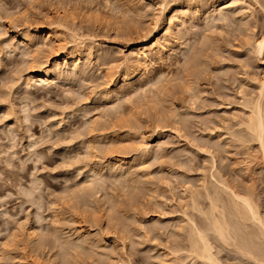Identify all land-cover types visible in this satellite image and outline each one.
Wrapping results in <instances>:
<instances>
[{"label": "rangeland", "instance_id": "rangeland-1", "mask_svg": "<svg viewBox=\"0 0 264 264\" xmlns=\"http://www.w3.org/2000/svg\"><path fill=\"white\" fill-rule=\"evenodd\" d=\"M185 1H186V3L191 2V0L189 2H187L188 0H180V1L179 0H174V1L170 0L168 2L169 3L168 6H167V3L165 4L164 7H166V8H161V7H163L162 5H164V4L160 3V0H131V1L130 0H0V264H21V263H24V264H44L47 261V259H48V261H47L48 264H54L53 261H55V260H57V263L55 262V264H58V262H59V264H62L63 260L65 259L66 253H67L66 258H68V256H69L68 254H70L72 249L75 252L72 250L73 252H71V256L73 258L71 257L67 261V264H69V261L71 259H72L71 260L72 262L70 261V264H89V263L90 264H96V263H98V264H102V263L103 264H173V262H174V264H178V263L179 264H186V263L187 264H193V263L194 264H200V262L198 263V260L192 261V260H190V258L186 257L184 250H182V251L180 250L182 253L179 251V254L181 253V255H179L176 252L180 256L179 257L180 259H178L179 261L174 260V257H173L174 255L169 254V253L167 254V252H169V248H171V247L172 248H175V247L178 248L177 245L179 244V242H181L180 239L182 237V236L181 237H179V236L182 234L183 235L185 234V233H182L183 232L182 229H186V227H187V224H186L187 219H185L187 217H184L185 215L183 216L182 210H184L185 213H187V215H189V214L191 215V213L192 214L196 213L194 210L192 211L191 208L188 207V205L190 203V201H189L190 195L196 191L195 193L199 195L198 199L200 200L199 201L200 204L203 205V203H204V205H205L207 203V200L205 199L204 195H202V194H204L203 193V191H204L203 190V183L204 184L206 183L210 187V189H211V187H213V186H210L211 184H216V182L213 179L214 177L211 175H208V174L214 173L216 177L223 176L224 178L228 174L229 177L227 176L226 178L231 179L232 176H233V178L234 177L238 178L237 179L238 181L235 180V182L237 181L236 183L240 186L242 184H239V183L240 182L243 183L241 181V179H245L244 175H243V177L238 176L239 174H241V173H239L238 170L232 171L233 169H232V164H231L233 158L236 159V158L242 157L244 148L242 146L240 147L239 142L236 140L234 141L233 137L231 138L229 136H231L230 135L231 130L233 131V130L238 129L237 128L238 125L235 123V122H237V120L235 117H233V114L241 115V112H240V107H241L240 103H242V101H241L242 97H240V95L242 96L241 92L244 93V91L246 90L245 92L248 91L249 92L248 94L254 93L257 90L256 86H258L259 79H261V77H263V75H264V60H263L264 58L261 59V56H259L256 53V50L254 49L255 46H252V45H255L254 44V42H255L254 38H256L255 40H258V39H261L262 36L264 37V0H239V2L241 1L239 4H238V0H224L226 4L229 3L228 5H226L227 7H229L226 9V13H227L226 18H225L226 20H224L223 18H219L217 16H214L210 11L205 10V9L201 12L202 9L199 10L200 6L198 5V4H201V2H199L200 0L199 1L193 0V2H191V3L195 2L194 4L196 6L194 4L190 3L191 5L187 4L188 7H187ZM196 1H197V3H196ZM201 1L206 2L207 0H201ZM209 1L210 0H208L207 2H209ZM227 1H229V2L227 3ZM234 1L236 3H234ZM173 2H175V3H173ZM125 3H127V4H125ZM132 4H134V5H132ZM221 4L223 5L224 3H221ZM143 5L145 7H143ZM185 5H186L187 9H186ZM189 5L191 7L193 5L194 6L191 9V7ZM119 6H120V8H119ZM240 6L242 7L243 10L240 9L241 8ZM195 7H196V11H195ZM232 7H234V8H232ZM118 8L121 9L122 12L119 11ZM126 8L130 9V11L127 10ZM175 8L180 9L177 12H181L182 10H184L181 13L176 12V14H179V17L177 16V18L175 20L177 23L175 22L176 27L174 29L175 31L179 30V28H177V26L180 27V29H184L183 35H182L183 37L180 36L182 38H179V41L181 42V44L178 41L179 44L176 45L177 47H175L173 49V52L171 51L168 54V56L165 55L166 57L163 56V58L160 61L152 62V63H150L151 65L148 64V66H147L148 68L146 67V69H145L146 71L144 70V73H143V75H144L143 80H147V79H145V77H149L151 75H154V77H157V76L160 77L159 82H157V86H160L159 89L163 90V91L162 92L160 91V93H161L160 96L162 97V100L158 104L159 107L155 106L156 110H155V108L153 109L152 106H150L152 108H148L149 107V106L147 107L148 103L150 104L152 102L148 101L149 99H147V98H149V97H147L146 98L147 100H146L145 98H142L143 96H140V94L134 96V97L138 98V100H137L138 102L136 101V103H138L139 105L138 104L136 105V103H133L134 101L133 102L132 101L131 102L130 101L124 102L123 100L126 98L125 93L130 89L128 87V84H127L129 81L127 83L122 82L123 88L121 87L122 88L121 92H123V93H120L121 95L120 94L118 95L120 97L117 96L115 98V96H113L116 100L113 98H112V100H110V99L108 101L105 100L103 98L104 92L108 88H110V86L114 82V80L116 81L123 74L125 69L128 70L127 72H129V74H130L129 75L130 77H127V79L128 78L130 79L132 77V70L128 69V68H130L129 66L134 64L135 58L132 57L131 52H132L133 48L136 46V43H138V41L142 38L143 34H145L144 32H146L147 29H151V27L153 29V27H154L153 21H156V20H154L155 17H157V18L159 17L157 19V21L158 20L159 21L155 26L156 29L155 28L154 29H155V31H160L162 29V27L165 25V22H166L167 18L169 17V15H171V10L175 9ZM116 9H118V10H116ZM188 9L190 10V12ZM131 10L133 13L131 12ZM185 10H188V11H186V13H188V14L189 13L192 14L193 11L196 14L193 12L194 15L193 14L192 15L194 16V19H193V16L191 15V18H189L187 20L188 22L184 23V25H186V26L181 28L182 27L181 24L183 22L180 23L182 21V19L180 18V14H182V13L185 14ZM125 11H127V12H125ZM123 12L125 14L127 13L128 16L125 15ZM129 12H130V14H129ZM138 12H140V14ZM142 12H144V13H142ZM135 13H137V14L135 15ZM208 14H210V15H208ZM195 15L198 17H196ZM207 15H208V17L209 16L210 17L208 18ZM126 17H127V19H126ZM56 18L57 19L59 18V20L61 19L62 22H64V24H66L65 28L61 27L59 29V34H58V36L61 37L60 40H62V42L60 41V44H57V45H59L62 49L61 48L57 49L59 47V46L57 47V45H55L56 46V48H54L55 50L52 49L53 47L49 48V46L47 44L42 43V39L38 40L39 38H37V39L35 38V40H33L32 44H31V47L30 48L27 47L28 49L25 48L24 45L19 44V46H21V47L18 46V39H19V35L17 34L18 31L22 32V33L24 32L27 34L30 33L29 35H32L33 33L40 34V32L42 30H44L48 27H51L49 24L51 23L52 19L55 20ZM179 19H181V21ZM190 19H191V21L193 20L194 25L196 24L195 26L193 25L192 22H190ZM240 19H242V20L244 19V20L240 21ZM48 21H49V24H48ZM218 21L220 23H218ZM120 22L124 23L125 25L120 23ZM214 22L216 24H214ZM179 23H180V25H179ZM123 25H124V27H123ZM66 26H67V28H66ZM188 26L191 30L190 29L188 30ZM214 26H215V28H214ZM243 26H245V27H243ZM185 28L187 30H185ZM152 29L150 32L148 30V32H149L148 35L153 34L154 31ZM247 29H249V30H247ZM204 30H207V31H204ZM210 30H212V31H210ZM221 31H222V33H221ZM210 32L213 34H211ZM214 32H216V34ZM203 33H207L208 35L203 34ZM241 33H243V34H241ZM218 34H219V36H218ZM239 34H240V36H239ZM205 35H207V36L204 37ZM208 36H211L212 38L208 37ZM246 36H248V38ZM214 37H215V39H214ZM252 37H254V38H252ZM245 38L248 41L247 40H246V42L243 41V40H245ZM249 38H250L251 42L249 41ZM201 39L202 40L204 39V42H207L206 44L209 47L200 46L201 45L200 43L202 42ZM61 43H62L63 47L61 46ZM5 45H7V47ZM180 45L183 49L180 47ZM10 46H12V47H10ZM197 46L200 47L201 51H203V50L206 51V52L203 51L200 53L203 54L204 58L207 56V59L203 60L204 58L200 57V56H202V54L200 55V53H198V55H199L198 59H202V60H200L202 62V64H200L201 66H203V67L207 66L208 68L207 67L203 68V67L199 66L200 72L198 71L196 73L197 75L195 74V76H193V75L188 74V77L186 75L188 80L183 79V78H185L184 75L186 74V72L188 73L189 70L183 72L180 69H181V67H183V63L185 62L186 58L190 57L193 54L194 50L192 49V47L197 48ZM36 47H38V48H36ZM202 47H203V50H202ZM204 48H206V49H204ZM214 48H215V50H214ZM35 49L38 51L36 52ZM74 49H76L78 51H82V50L91 51L92 52V55H91L92 60H90V62L87 63L86 59H82L83 57H81V59L79 60V63H78V65L79 64H81V65H79V67H77L75 69V72L72 71L74 69H71V67H70L71 71L68 73V75L66 74L68 76V78H67V76H65L66 78L64 79V76L63 77L60 76V77H62V80L60 77H57L58 79L55 78V79H51L52 81L49 80L48 83H46L47 85H45V83H42V82H41V85L39 84L40 82L39 83L33 82L31 84L25 85L26 81H27L26 77H29L30 74L35 73L34 71L36 70V66L38 68L39 67L40 68H42V67L48 68V66L51 68V65H52L51 61L54 60V58L63 56L66 52L72 51ZM181 49H182V51H181ZM61 50H63V51H61ZM177 50H178V52H177ZM208 51L212 54H210ZM29 52H30V54H29ZM230 52H231V54H230ZM185 53H186V56H185ZM129 54H130V56H129ZM221 54H223V56ZM33 55H35V56L33 57ZM98 55H99V57H98ZM219 55L221 58L219 57ZM28 56H30V57H28ZM31 57H33V58H31ZM209 57H210V59H208ZM263 57H264V54H263ZM103 58H105V59H103ZM131 58H132V60L133 59L134 60L132 61ZM95 59L98 61H96ZM31 61L32 62L34 61V62L32 63ZM203 61L205 63H203ZM206 61H207V63H206ZM210 61H211V63H210ZM217 63H219L220 66ZM165 65H167V66H165ZM243 65H244V67H243ZM240 66H242V67H240ZM209 67H211V68H209ZM220 67H223V68H220ZM245 67H247V68H245ZM78 68L80 69L81 72L78 71L79 70ZM150 68H152V69H150ZM174 68H176V69H174ZM63 69H64V66H63ZM168 69H170V70H168ZM201 69H203L204 71H202ZM244 69H246V71ZM64 70H66V69H64ZM167 71H169V72H167ZM71 72H73V73H71ZM176 72H177V74H176ZM70 73L74 74V75H71ZM79 73L81 76L79 75ZM84 73H85V75H84ZM205 75H206V77H205ZM108 76H109V78L113 77L111 79V81L109 78H107ZM167 76H168L170 81L168 80ZM182 76H184V77H182ZM79 77H80V79H79ZM242 77H244V78H242ZM250 77L253 79V81H251L252 79ZM245 78H247V79H245ZM106 79H107V81H106ZM191 79H194V80H191ZM160 80H162V81H160ZM180 81H183V82H180ZM188 81L189 82L191 81V83H189ZM231 81H234V82L232 83ZM255 81L257 84L255 83ZM107 82L108 83L111 82V83L108 84ZM176 83H177V85H174ZM181 83L183 85L184 84L185 85L187 84V85L183 86ZM42 84H44L45 86ZM122 84H121V86H122ZM163 84L165 85V87ZM191 84H193V85L191 86ZM225 84L228 86H226ZM235 84H236V86H235ZM167 85H168V88H167ZM178 85H180L182 88L181 87L178 88ZM146 86L147 85H144V88ZM188 86L193 88L194 90L189 88L191 91H187L188 89L186 87H188ZM194 86H196V89ZM224 86H226L227 88ZM183 87L186 88L187 90L184 89ZM232 87H233V89H232ZM176 88H178V89H176ZM123 89H125V90H123ZM153 89H155V88H153ZM165 89L167 92L165 91ZM168 89H169V91H168ZM183 91H184V93H183ZM186 91H187V93H186ZM192 92H193V94H192ZM236 92H237V94H236ZM100 93L101 94L103 93L102 96ZM188 93H190V95H188ZM134 97L132 96L133 99H136ZM118 98H119V101H118ZM163 98H165L164 101L166 103L163 101ZM143 100H144V103H143ZM145 100L147 102V105H145ZM193 100L196 103L192 102ZM140 101L142 103H139ZM162 102H163V105H161ZM170 102L171 103L173 102V103L170 104ZM220 102H222V103H220ZM112 103L119 106L118 110L120 108H121V110L124 108V112H122L121 116H123V113H124V117L126 115L128 116V119H129L128 122L130 121L129 126L126 125V124H128L125 120L126 118L123 117V119L125 121L124 122L121 120L122 119L121 117H118L119 120L123 123V129H122L121 122L118 120V118H114L117 116L115 115V113L112 110L113 109ZM132 103L134 104V106H132ZM190 103L192 104L191 107H189ZM168 104H170V105L168 106ZM187 104H189V105H187ZM100 105H102V106H100ZM125 105H126V107H125ZM143 105L145 106L144 109H142ZM150 105H152V104H150ZM111 106H112V108L110 109ZM130 106H131V109L128 110V108H130ZM138 106L141 107V109ZM164 106H166V107H164ZM102 107H104V108H102ZM132 107H135L136 109L135 108L132 109ZM137 108H139V109H137ZM146 108H148V109L146 110ZM184 108H185V110H184ZM82 109H83V111H82ZM149 109H151V110H149ZM174 109H177L176 111L178 113ZM79 110L82 112H80ZM125 110H126V112H125ZM132 110H135V113H132L133 112ZM143 110H145V111H143ZM76 111L79 112L80 115ZM110 111L113 112L114 116L112 115V117L114 118V121H112L113 119H111V115H110L111 112ZM119 111H118V113H119ZM137 111H139V112H137ZM170 111H171V114H174L176 112V114L179 117L181 116L180 120L182 119V121L173 122L172 118H170L171 116H168V114L170 115V113H169ZM179 111H181V112H179ZM108 112L110 114H108ZM129 112H131L133 115L138 113V115H134V116H137V117L139 116L140 122L138 121L137 117H134ZM143 112L145 115L143 114ZM225 112H227V113H225ZM83 113H85V115ZM103 113H106V114H103ZM118 113H116V114H118ZM146 113H147V115H146ZM88 114H89V116H88ZM101 114H102V116L104 115V117H101ZM128 114H130V115H128ZM107 115H110V118L106 119ZM157 115L160 116V118H161V119L159 118L160 120L156 119ZM91 116H93V117H91ZM94 116L96 117V119L99 117H100V119H102V118L103 119L102 120L99 119L100 120V122H99L98 120L95 119ZM152 116H153V118H152ZM167 117L169 118V120H167L168 119ZM221 117H222V119H221ZM230 117H232V118H230ZM89 118H91V119H89ZM86 119H88L87 121L91 120V122L92 121L93 122L87 123ZM92 119H94L96 121H94ZM108 119H110L112 122H110V120L108 122ZM115 119L117 122L116 124L118 125L120 123L121 125H118V127L114 126V129H113L111 127H113V125H115V123H114ZM83 120L86 122V125H85ZM224 120H225V123L223 122ZM230 120H232V121L230 122ZM160 122H161V124H160ZM190 122H192V123H190ZM77 123H78V125H77ZM104 123H105V125H104ZM124 123L126 126L124 125ZM89 124L92 125V128H91V126H89ZM102 124L104 125V127H102ZM173 124H174V127H173ZM217 124H219V126ZM93 125L96 128L101 127V129L98 130V129L94 128ZM106 125L107 126L109 125V126L107 127ZM211 125L213 127H211ZM82 126H84V127L81 128ZM85 126L88 127L87 129L89 132L87 131ZM159 126L161 129L157 128ZM124 127L127 128L128 130L130 129L131 131L132 130L133 131L132 132L130 130L128 131ZM202 127H203V130H202ZM103 128H105V131ZM108 128H110L112 130L109 131ZM138 128H140V131ZM226 128H227V130H226ZM228 128H230V129H228ZM102 129L104 132L102 131ZM106 129H108V130H106ZM154 129H155V131H153ZM156 129H157V131H156ZM178 129L180 132H177ZM193 129H195V130H193ZM220 129H221V131H220ZM83 130H85V131H83ZM94 130H96L97 132ZM100 130L103 133H101ZM117 130H119V131H117ZM160 130H161V132H160ZM174 130H176L177 133L174 132ZM228 130L230 132H228ZM158 131L160 132V134L162 133V136H161L162 138H161L160 142L155 143L156 142L154 140L155 133H153V132H158ZM213 131H215V132H213ZM134 132H135V135H134ZM138 132H139L140 137L138 136ZM140 132H141V134H140ZM111 133H112V135H111ZM224 133H226V134H224ZM103 134H105L104 136H106V138L103 136ZM127 134H130V135L127 136ZM177 134H180V135H177ZM181 134H183V135H181ZM123 135L126 136V138ZM217 135H219V136H217ZM220 135L223 137H221ZM134 136H135V139H133ZM142 136L144 139H142ZM79 137H80V139H79ZM83 137H84V140H83ZM101 138L105 139V140H102ZM199 138H201V139H199ZM187 139L188 140L190 139V140L188 141ZM218 139H220V140L223 139V140L220 141ZM93 140H94V142H93ZM127 140H128V142H127ZM144 140H145V142H144ZM209 141H210V143H209ZM76 142H77V144H76ZM107 142H110L111 144H109ZM116 142L118 144H119V142H121L120 143L121 146H124L125 149L123 147H121L120 145H118ZM78 143H80V144H78ZM83 143L84 144L87 143V146H85L86 144L84 145ZM90 143H92V145H90ZM140 143L141 144L143 143V146H144L143 149L148 150L149 149L148 146L150 147V149L148 151H144L145 152L144 153L142 148L141 149L137 148L138 146L141 145ZM227 143H229V144H227ZM98 144L100 145V147ZM126 144H129L130 147L128 145L126 146ZM215 144H216V147H215ZM94 145H95V147H94ZM108 145L110 146V148ZM111 145H113V146H111ZM131 145L133 146V148ZM145 145H147L146 146L147 148L145 147ZM187 145H188V148H187ZM204 145L206 147H207V145H208V147L211 146L210 149L208 147L207 148L214 152L213 154L216 157L214 165L211 164V163H213V161L212 162L210 161L211 157H209L210 156L209 153H207V152L204 153L202 150H200L201 148L202 149L205 148V150H206V147ZM116 146L118 148L121 147V148H119L120 150L117 148V149H115V151H113L114 150L113 148H116ZM134 146H136V147L134 148ZM200 146H202V147H200ZM219 146H220V148H219ZM88 147H90V148L86 149ZM102 147H105V149L103 150ZM195 147H199L200 148L199 151ZM94 148H95V150H94ZM101 148L103 151L102 150L100 151ZM107 148H109L111 150H107ZM84 149L87 153L84 151ZM126 149H128V150H126ZM227 149L229 151H227ZM230 149H231V151H230ZM116 150H118V151H116ZM129 150H130V152H128L129 153L128 154L127 151H129ZM136 150H138V151H136ZM123 151L125 152V154ZM102 152H105V153H103L105 155V157L102 155ZM117 152H119V155ZM233 152H234V154H233ZM111 153H113V154H111ZM92 154H94V155H92ZM109 154H111V155H109ZM205 154L207 155V157ZM144 155H147V157ZM148 155H150L149 156L150 158L148 157ZM188 155H190V156H188ZM232 155H233V157H232ZM92 156H94V157H92ZM98 156H100V157H98ZM136 156H138V157H136ZM112 157H122L126 160L129 158H135L136 159L135 163L136 164L140 163V166L138 165L137 167L130 168L129 169L130 173H127L125 171L126 166L124 168H118L117 166H116L117 168H115V167L109 168L107 166L109 164H106V163L108 161L110 162ZM83 158H85V159H83ZM104 158H105V160H103ZM139 158H141V159H139ZM146 159H149V160L147 161ZM191 159H192V161H191ZM230 159H231V161H230ZM138 160H140V161H138ZM185 161H187V164ZM95 164H96V166H95ZM97 164H101V165H99L100 168L97 166ZM102 164H104L105 166ZM153 164H155V165H153ZM72 165H73V167H72ZM92 165H93V167H96V168H93ZM186 165H189V166H186ZM141 166L145 169L143 170V168ZM162 166H163V169H162ZM214 166H215V168H213ZM160 167H161L162 171L160 170ZM263 167L264 166H260L258 169H255L256 171H254L255 180H257L255 183L257 185L255 187V191H256L255 196H256V200L260 204V207L262 208V210H264V168ZM78 168H79V170H78ZM102 168L104 171L102 170ZM111 168H112L113 172L111 171ZM151 168H152V170H151ZM81 169H82L83 173L80 172ZM108 169H110V170H108ZM117 169H121V171H119ZM140 169L144 172H142ZM92 170H94L93 173H91ZM123 170H124V172H123ZM139 170L143 174L142 173L140 174ZM157 170H158V172H157ZM208 170L211 171V173ZM77 172H79V173H77ZM94 172H96L97 174ZM106 172H108V173L110 172L111 174L109 173L110 175L109 174L107 175ZM145 172H148L146 174H149V175H146ZM235 172H237V175L235 174ZM99 173L101 174V176H99L100 175ZM121 173H122V175H121ZM117 174H119V175L117 176ZM77 175H79V176L77 177ZM91 175L93 177H96V178H93ZM105 175H107V176L105 177ZM114 175L116 176L115 178H117V177L118 178L115 179ZM185 175H186V177H185ZM196 175H198V176H196ZM201 175H202V178L200 179ZM87 176H88V178H86ZM97 176H99L102 179V181H101V179L99 180V177H97ZM120 176H122V178ZM127 176H128V179H127ZM188 176H189V178H188ZM194 176H196V177H194ZM90 177L96 180V183L93 184L95 181L92 179L93 183L91 182L92 183L91 187L89 186V184H88V186L86 185L89 181H91ZM197 177H199V178H197ZM138 178H140V179H138ZM206 178H208V179H206ZM83 179H84V181H83ZM118 179H121V180H118ZM122 179H123V182H122L123 185H121ZM125 179H126V181H125ZM130 179L132 180L133 183L130 181ZM111 180H113V181H111ZM147 180H148V182H147ZM186 180H187V182H186ZM191 180H192V182H190ZM117 181H119V182H117ZM143 181H145V182H143ZM152 181H153V183H152ZM156 181H157V183H156ZM34 182L36 185L35 187H34ZM149 182L152 185L149 184ZM184 182H185V184H184ZM207 182H209V184ZM118 183H121V184L118 185ZM143 183H146V186ZM77 184H79V185H77ZM141 184H142V186H141ZM93 185H96L97 187H95ZM110 185H112V186L110 187ZM138 185H140V186H138ZM173 185H175V186H173ZM176 185H177V187H176ZM180 185L183 187H181ZM191 185L195 189H193L191 187ZM83 186L85 188H83ZM92 186H93V192L97 193L98 195L93 193V192H92L93 194L91 193ZM131 186L133 188L129 189ZM185 186H186V188H185ZM30 187L33 189H31ZM86 187L87 188L90 187L89 191H88V189H87V191L85 190ZM112 187H113V190H112ZM139 187H140L141 191H140ZM147 187H148L147 191L151 192L150 194L146 191ZM174 187H176L177 189H175ZM29 188H30V190H29ZM82 188H83V190H85L84 192H83ZM100 188L103 190V192L101 191ZM114 188H115V190H114ZM127 188L129 190H127ZM150 188H151V190H150ZM80 189H81V191H80ZM144 189H145V191H144ZM99 190L101 193L99 192ZM118 190H119V192H118ZM172 190H173V192H172ZM192 190H193V192H190ZM126 191H127V193L125 194ZM152 191H154L155 193ZM77 192H79V193L82 192V194H79ZM112 192H113V194L111 195L110 193H112ZM135 192H136V195L134 194ZM137 193H138V195H137ZM86 194L87 195L89 194L91 196H88L89 197L88 198ZM132 194L135 196H133ZM188 194H189V196H188ZM26 195H27V197H26ZM78 195H81L82 197H80ZM101 195H103V196L105 195V196L101 197ZM121 195H123V196H121ZM125 195H126V197H125ZM144 195H145V197H144ZM150 195H152V196H150ZM93 196L96 197V199H91V197H93ZM106 196H108L109 198ZM176 196H178V198ZM62 197H66V198H62ZM68 197H70L69 200L67 199ZM111 197H113V198H111ZM141 197H143V198H141ZM151 197H152V201H151L152 203L149 202ZM153 197H154V199H153ZM169 197H170V199H169ZM186 197L189 198V200ZM75 198H78V199H75ZM117 198L119 199V201L116 200ZM181 198H183L182 202H180ZM83 199L84 200L86 199V200L84 201ZM88 199H91V200H88ZM105 199H110V200H107L110 202H107ZM175 199L178 202H175ZM153 200L155 201V203H153L154 202ZM53 201H56V202L53 203ZM93 201H95V202H93ZM100 201L102 204L97 203ZM121 201L122 202L125 201L124 202L125 204L122 203ZM136 201H138V202L140 201V202L137 204ZM187 201H189V202L187 203ZM75 202H77V203H75ZM161 202H162V204H161ZM183 202H184V204H183ZM80 203H82L83 205ZM85 203H87V204L89 203L88 208H87V204H86V207L84 206ZM92 203H93V205H92ZM112 203H114L115 206H113ZM126 203H128V204H126ZM140 203H142V204H140ZM185 203H186V205H185ZM55 204H56V206H53ZM107 204L108 205L110 204V206H108ZM74 205H75V207H73ZM94 205H95V207L93 208ZM118 205L122 208L124 206V209L125 208L126 209L121 210V208H120V210H118L117 209V208H119ZM183 205H185V206L183 207ZM130 206H131V208H130ZM181 206H182V208H181ZM203 206H201V207H203ZM90 207H92V208H90ZM106 207H107L106 210H108L107 212H109V213H107L106 211L104 212V209ZM108 207H110V208H108ZM111 207H113V208L116 207L117 210L113 209ZM84 208L85 209L87 208V209L85 210ZM101 208H102V210H100ZM185 208L187 210L189 209V211H187ZM89 209H91L90 210L91 212H89ZM111 209H113V210L111 211ZM179 209H182V210H180V212H182V213L179 212ZM57 210L58 211L60 210L58 214L56 213V212H58ZM115 210L120 213V216H119V213L114 214ZM127 210H129V211H127ZM54 211H56V212H54ZM121 211H123V212H121ZM36 212H37V214H36ZM92 212L94 213V215ZM110 212H111V214H110ZM53 213H55L57 215L55 216V214H53ZM88 213L89 214L92 213L91 214L92 216L91 215L89 216ZM95 213H97V214H95ZM103 213H104V215H103ZM105 214H108V216L110 214L109 218L113 219V220H110L108 218V220H109L108 221L107 216H105ZM181 214H182V216H181ZM34 215H35V217H34ZM116 215L119 218H117ZM128 215L131 218L126 217ZM197 215H199V214H197ZM53 216H55V217H53ZM101 216H103V217L101 218ZM111 216H112V218H111ZM121 216L123 217L124 222L122 221ZM195 216L193 215L194 218L192 216L191 217L195 220L197 217L199 218L200 215L196 216V217ZM37 217H39V218H37ZM52 217L56 218V220H58V221L53 222L52 220H54V219H52ZM63 217H64V219H63ZM115 217H116V219H115ZM124 217H126V218H124ZM180 217H181V219H179ZM66 218L68 220H66ZM93 219H94V221H93ZM105 219L108 221V223L106 222ZM120 219L122 222L120 221ZM152 219H153V221H152ZM69 220L70 221L73 220L75 223L73 221L70 222ZM115 220H117L120 224L118 225L117 221L115 222ZM127 220L130 221V224H128L129 222ZM138 220L141 222V224L139 223ZM158 220H159V222H158ZM170 220H171V222H170ZM110 221H112L111 222L112 225H111ZM125 221L127 222V226H129V227L125 226L126 225ZM52 222L55 224V226L53 225ZM133 222H135V223L133 224ZM167 222H170V224ZM136 223H138V224H136ZM142 223H143V225H142ZM181 223L183 225H180ZM21 224L23 227L21 226ZM107 224H108V226H105ZM113 225L115 226V228L111 227ZM122 225H124L126 227V229L124 228V229H122L124 231L120 232L121 230L119 228H117V226L122 228L123 227ZM173 225H175V228ZM103 226H105V227H103ZM142 226H144V227H142ZM164 226H166V227H164ZM177 226L179 228H182V229H179ZM181 226H183V227H181ZM13 227L15 229H13ZM106 227H108V229ZM154 227H156L155 229L157 230L159 235L157 234ZM18 228H20L22 230H20ZM27 228L34 230L35 233L36 232L38 233V235L36 233L37 236L35 235L30 240L28 238L29 242L27 241V238H25V236L23 234ZM48 228H49V230L50 229H54V230L56 229L55 230L56 232L57 231H60V232L59 233L57 232V234H56L54 230L49 231ZM81 228L83 230L79 231V229H81ZM104 228H105V230H104ZM109 228L112 230H110ZM130 228H131V230H130ZM161 228H163L164 230L162 229V231H161ZM116 229H119V231L117 230V232H116ZM158 229L160 231H158ZM127 230H129V231H127ZM179 230H180V232H179ZM11 231L16 233V234H13ZM108 231H110V232H108ZM19 232H20V234H19ZM143 232H145V234H143ZM62 233L64 236L61 235ZM180 233H182V234H180ZM41 234H42V236H41ZM46 234H48V235H46ZM123 234H125L126 238L122 236ZM53 235H55V236H53ZM68 235H69V238L67 237ZM74 235H75V237H74ZM87 235L89 237V240L90 239H92V240L89 241L88 238H86ZM173 235L176 236V238ZM120 236L122 237V239L120 238ZM127 236L129 239L127 238ZM35 237L36 238L38 237L39 240H33V239H36ZM40 237H41V239H40ZM42 237H43V239H42ZM75 238H76V240H75ZM124 238H125V240H124ZM44 239H45V241L47 239L48 242L47 241L43 242ZM64 239H65V243H63V244L64 245H70V246H68V248H67V246L62 247L63 245L60 244V243H62V241ZM69 239H71V240H69ZM77 239H79V240H77ZM93 239H95V240H93ZM96 239H98V240H96ZM99 239H100V241H99ZM113 239H115V240H113ZM55 240H56V242H55ZM66 240H68L69 242ZM83 240L86 241L87 245L85 244V242ZM102 240H104V241H102ZM38 241H40V242H38ZM76 241H78V247H75L76 248V250H75V248H71V246L74 244L77 245ZM120 241H121V243H120ZM31 242L33 244H31ZM41 242H43L44 244L43 243L41 244ZM81 242L85 245V247ZM101 242H102V244H101ZM47 243H48V245L49 244L50 245L48 246ZM51 243H52V245H51ZM122 243H125V244H122ZM36 244H38V246ZM90 244H93V245H90ZM81 245H82V249L79 248V247H81ZM94 245H96L98 247H96V246L93 247ZM113 246H114V248L115 247L116 248L114 249ZM59 247H60V249H59ZM104 247H106V248H104ZM33 248H34V250H33ZM66 248H67V251H66ZM95 248L97 251L95 250ZM120 248L123 250H125V249L126 250L123 252V250H121ZM77 249L78 250L81 249V252H79ZM100 249H101V251H100ZM91 250H95L97 253L95 251L92 252ZM48 251L50 254L48 253ZM105 251H107V253ZM120 251H122V254ZM223 251H224L223 254L224 253L228 254L227 249L226 250L224 249ZM64 252H66V253H64ZM88 252H89V254H88ZM91 252L93 254H90ZM103 252H105V253H103ZM123 253H125V254L123 255ZM46 254L48 255V258H47ZM55 254H57V255H55ZM58 254H59V256H58ZM64 254H65V256H63ZM77 254H78V256H77ZM79 254L82 257L84 255V258H81V256H79ZM97 254H99V255L102 254V255L97 256ZM104 254H106V256ZM162 254L165 256V258L163 257ZM75 255L77 256V258ZM228 255L230 257H232V256L237 257V254H234L232 251H230ZM85 256L87 257L88 260L86 259ZM101 256H103V257H101ZM55 257H56V259H55ZM52 259H54V260H52ZM59 259L61 260V263H60ZM232 259H234V258H232ZM93 260L96 263L93 262ZM245 264H254V263L247 260L245 262Z\"/></svg>", "mask_w": 264, "mask_h": 264}, {"label": "bare ground", "instance_id": "bare-ground-1", "mask_svg": "<svg viewBox=\"0 0 264 264\" xmlns=\"http://www.w3.org/2000/svg\"><path fill=\"white\" fill-rule=\"evenodd\" d=\"M131 1V0H130ZM170 0H160V3H163L164 5H162L163 7H161V8H166V7H164L165 6V4L167 3V6H168V2H169ZM171 1H174V0H171ZM180 1V0H179ZM190 0H188L187 2H189ZM197 1H199V0H197ZM197 1H196V3H197ZM208 1V0H207ZM206 1V2H207ZM128 2V1H127ZM134 2V1H133ZM178 2V1H177ZM191 2H193V0H191ZM190 2V3H191ZM199 2H201V4H198L200 7H199V10L200 9H202L201 10V12L205 9V10H208V11H210L214 16H217V17H219V18H223L224 20H226L225 18H226V9L227 8H229V7H227L226 5H228L229 3V1H227V3L228 4H226L225 3V1L224 0H210L209 2H202L201 0L199 1ZM231 2V1H230ZM241 2V1H240ZM239 2V0H238V4L240 3ZM243 2V1H242ZM248 2V1H247ZM257 2V1H256ZM129 3V2H128ZM132 3V2H131ZM141 3V2H140ZM146 3V2H145ZM173 3H175V2H173ZM185 3H186V1H185ZM190 3H186V5L187 4H190ZM195 3V2H194ZM194 3H191V4H194ZM221 3H224L223 5L221 4ZM234 3H236L235 1H234ZM125 4H127V3H125ZM190 4V5H191ZM132 5H134V4H132ZM147 5V4H146ZM186 5H185V7H186ZM189 5V6H190ZM195 5V4H194ZM193 5V6H194ZM222 5V6H221ZM231 5V4H230ZM234 5V4H233ZM248 5V4H247ZM176 6V5H175ZM192 6V7H193ZM196 6V5H195ZM237 6V5H236ZM239 6V5H238ZM242 6V5H241ZM240 6V7H241ZM143 7H145L144 5H143ZM187 7H188V5H187ZM187 7H186V9H187ZM191 7V6H190ZM192 7H191V9H192ZM244 7V6H243ZM252 7V6H251ZM117 8V7H116ZM119 8H120V6H119ZM118 8V9H119ZM132 8V7H131ZM231 8V7H230ZM232 8H234V7H232ZM236 8V7H235ZM118 9H116V10H118ZM127 9V8H126ZM140 9V8H139ZM170 9V8H169ZM184 9V8H183ZM240 9H242V7L240 8ZM123 10V9H122ZM125 10V9H124ZM127 10H129L130 11V9H127ZM134 10V9H133ZM142 10V9H141ZM147 10V9H146ZM178 10H180L179 8H175V9H172L171 10V15H169V17L167 18V20H166V22H165V25L162 27V29L160 30V31H155V26H156V24L158 23V21H157V19L159 18H157V17H155V19L154 20H156V21H153V29H152V27H151V29L154 31L153 32V34H151V35H148L149 34V32L151 31V29H147V31L146 32H144L145 34H143V36H142V38L138 41V43H136V46L133 48V50H132V57L133 58H135V62H134V64H130L131 66H129L130 68H128V69H131L132 70V77L128 80L127 79V77H130L129 75V72H127L128 70H126L125 69V71L123 72V74L115 81L114 80V82L111 84V86H110V88H108L105 92H104V94H103V98L105 99V100H112V98L113 99H115L120 93H123V92H121L122 90V88H123V84H122V82H128L127 84H128V87L130 88L126 93H125V96H126V100L124 99L123 101L124 102H126V101H134L133 103H136V101L138 100V98L137 97H134V96H136V95H139L140 94V96H143L142 98H147V97H149V98H147V99H149L148 101H151L152 103H150V104H152V105H150L149 103H148V105H147V102H146V100H145V105H147V107L148 108H152L153 107V109L155 108V110H156V107L158 106V104L161 102V100H162V97L160 96L161 95V93H160V91L162 92L163 90H160L159 88H160V86H157V82H159V78L160 77H154V75H151V76H149V77H145V79H147V80H143L144 78V75H143V73H144V70L146 69V67L148 66V64H150V63H152V62H156V61H160L162 58H163V56H165V55H167L168 56V54L172 51L173 52V49L175 48V47H177L176 45L177 44H179L178 43V41H179V38H182L183 36V31H184V29H180V27H178L177 26V28H179V30H174L175 29V27H176V18H177V16L179 17V14H176V12L178 11ZM189 10V9H188ZM188 10H185V14H180V18L182 19V21H181V19H179L181 22L180 23H182L181 25H182V27L181 28H183L184 26H186V25H184V23H186V22H188L187 20L189 19V18H191V15L193 14V12H192V14H188V13H186V11H188ZM198 10V11H199ZM243 10V9H242ZM119 11H121V9H119ZM135 11V10H134ZM137 11V10H136ZM140 11V10H139ZM166 11V10H165ZM182 11H184V10H182ZM181 11V12H182ZM195 11H196V7H195ZM122 12V11H121ZM125 12H127V11H125ZM131 12H132V10H131ZM145 12V11H144ZM144 12H142V13H144ZM181 12H177V13H181ZM189 12H190V10H189ZM200 12V11H199ZM200 12V13H201ZM234 12V11H233ZM124 13V12H123ZM133 13V12H132ZM131 13V14H132ZM139 14H140V12H138ZM195 13V12H194ZM229 13V12H228ZM250 13V12H249ZM125 14V13H124ZM129 14H130V12H129ZM137 13H135V15H136ZM159 14V13H158ZM157 14V15H158ZM164 14V13H163ZM196 14V13H195ZM205 14V13H204ZM125 15H127V13L125 14ZM156 15V14H155ZM194 15V14H193ZM192 15V16H193ZM208 15H210V14H208ZM208 15H207V17H208ZM243 15V14H242ZM128 16V15H127ZM138 16V15H137ZM144 16V15H143ZM159 16V15H158ZM196 16V15H195ZM196 17H198V16H196ZM204 17V16H203ZM202 17V18H203ZM210 17V16H209ZM208 17V18H209ZM240 17V16H239ZM51 18V17H50ZM124 18V17H123ZM122 18V19H123ZM213 18V17H212ZM228 18V17H227ZM244 18V17H243ZM54 19V18H53ZM52 19V21H51V23L49 24V21H48V24L51 26V27H48V28H46V29H44V30H42L41 32H40V34H36V33H33L32 35H29V34H27V33H22V32H17V34L19 35V39H18V46H19V44L20 45H24V47L25 48H30L31 47V44H32V42H33V40H35V38L37 39V38H39L38 40H40V39H42V43H45V44H47L48 46H49V48H52V49H54V48H56V46L55 45H57V44H60V41L62 42V40H60V36H58V34H59V29L62 27V28H65V25L66 24H64V22H62V20L60 19L59 20V18L57 19H55V20H53ZM126 19H127V17H126ZM142 19V18H141ZM193 19H194V16H193ZM206 19V18H205ZM64 20V19H63ZM178 20V19H177ZM242 19H240V21H241ZM244 20V19H243ZM242 20V21H243ZM123 21V20H122ZM125 21V20H124ZM142 21V20H141ZM210 21V20H209ZM127 22V21H126ZM125 22V23H126ZM176 22V23H175ZM190 22H192L193 23V25H194V22H193V20L191 21V19H190ZM213 22V21H212ZM232 22V21H231ZM120 23H122V22H120ZM155 23V24H154ZM180 23H179V25H180ZM196 23V22H195ZM218 23H220L219 21H218ZM122 24H124V23H122ZM121 24V25H122ZM204 24V23H203ZM206 24V23H205ZM214 24H216L215 22H214ZM222 24V23H221ZM224 24V23H223ZM250 24V23H249ZM125 25V24H124ZM124 25H123V27H124ZM189 25V24H188ZM196 25V24H195ZM194 25V26H195ZM230 25V24H229ZM210 26V25H209ZM199 27V26H198ZM243 27H245V26H243ZM242 27V28H243ZM66 28H67V26H66ZM150 28V27H149ZM155 28V29H154ZM192 28V27H191ZM200 28V27H199ZM214 28H215V26H214ZM190 28H189V26H188V30H189ZM245 29V28H244ZM65 30V29H64ZM148 30H149V32H148ZM185 30H187L186 28H185ZM191 30V29H190ZM194 30V29H193ZM214 30V29H213ZM234 30V29H233ZM238 30V29H237ZM247 30H249V29H247ZM142 31V30H141ZM204 31H207V30H204ZM210 31H212V30H210ZM220 31V30H219ZM243 31V30H242ZM199 32V31H198ZM209 32V31H208ZM207 32V33H208ZM225 32V31H224ZM189 33V32H188ZM195 33V32H194ZM207 33H203V34H207ZM211 33V32H210ZM215 34H216V32H214ZM219 33V32H218ZM221 33H222V31H221ZM244 33V32H243ZM243 33H241V34H243ZM142 34V33H141ZM211 34H213V33H211ZM238 34V33H237ZM252 34V33H251ZM250 34V35H251ZM62 35V34H61ZM64 35V34H63ZM187 35V34H186ZM190 35V34H189ZM208 35V34H207ZM207 35H205L204 37H206ZM234 35V34H233ZM245 35V34H244ZM180 36H182V37H180ZM198 36V35H197ZM212 36V35H211ZM211 36H208V37H211ZM217 36V35H216ZM218 36H219V34H218ZM239 36H240V34H239ZM64 37V36H63ZM187 37V36H186ZM192 37V36H191ZM247 38H248V36H246ZM185 38V37H184ZM189 38V37H188ZM195 38V37H194ZM212 38V37H211ZM252 38H254V37H252ZM214 39H215V37H214ZM231 39V38H230ZM241 39V38H240ZM244 39V38H243ZM256 38H254V44L255 45H252V46H255V50H256V53L259 55V56H261V59L262 58H264L263 57V54H264V37L262 36V38L261 39H258V40H255ZM64 40V39H63ZM188 40V39H187ZM202 40V39H201ZM217 40V39H216ZM233 40V39H232ZM246 38H245V40H243V41H245L246 42ZM183 41V40H182ZM189 41V40H188ZM209 41V40H208ZM211 41V40H210ZM239 41V40H238ZM248 41V40H247ZM249 41H250V38H249ZM180 42V41H179ZM199 42V41H198ZM251 42V41H250ZM16 43V42H15ZM67 43V42H66ZM65 43V44H66ZM197 43V42H196ZM200 43V42H199ZM207 42H204V39L202 40V42L200 43L201 45L200 46H207V47H209L207 44H206ZM210 43V42H209ZM249 43V42H248ZM247 43V44H248ZM180 44H181V42H180ZM183 44V43H182ZM212 44V43H211ZM216 44V43H215ZM234 44V43H233ZM253 44V43H252ZM15 45V44H14ZM37 45V44H36ZM188 45V44H187ZM197 45V44H196ZM220 45V44H219ZM238 45V44H237ZM6 47H7V45H5ZM17 46V47H18ZM55 46V47H54ZM59 45H57V47H58ZM61 46H62V43H61ZM66 46V45H65ZM64 46V47H65ZM68 46V45H67ZM72 46V45H71ZM217 46V45H216ZM10 47H12V46H10ZM19 47H21V46H19ZM23 47V46H22ZM63 47V46H62ZM180 47H181V45H180ZM27 48V49H28ZM36 48H38V47H36ZM48 48V49H49ZM59 48H61L60 46L57 48V49H59ZM182 48V47H181ZM7 49V48H6ZM14 49V48H13ZM17 49V48H16ZM23 49V48H22ZM62 49V48H61ZM65 49V48H64ZM71 49V48H70ZM100 49V48H99ZM183 49V48H182ZM182 49H181V51H182ZM187 49V48H186ZM192 49L194 50L193 51V54L190 56V57H188V58H186V60H185V62L183 63V67H181V69L180 70H182L183 72L184 71H188V73L186 72V74L184 75L185 76V78H183V79H186V80H188V74H190V75H193V76H195V74L199 71V66H201L200 64H202V62L200 61V60H202V59H198V53H200V52H203L204 50H203V47H202V50L203 51H201L200 50V47H198L197 46V48H194V47H192ZM204 49H206V48H204ZM221 49V48H220ZM253 49V50H254ZM25 50V49H24ZM30 50V49H29ZM36 50V49H35ZM51 50V49H50ZM49 50V51H50ZM55 50V49H54ZM214 50H215V48H214ZM218 50V49H217ZM247 50V49H246ZM254 50V51H255ZM12 51V50H11ZM21 51V50H20ZM31 51V50H30ZM38 50H36V52H37ZM59 51V50H58ZM61 51H63V50H61ZM187 51V50H186ZM223 51V50H222ZM26 52V51H25ZM35 52V51H34ZM42 52V51H41ZM51 52V51H50ZM177 52H178V50H177ZM176 52V53H177ZM204 52H206V51H204ZM209 52V51H208ZM23 53V52H22ZM21 53V54H22ZM52 53V52H51ZM64 53V52H63ZM187 53V52H186ZM186 53H185V56H186ZM189 53V52H188ZM210 53V52H209ZM225 53V52H224ZM250 53V52H249ZM29 54H30V52H29ZM57 54V53H56ZM202 53H200V55H201ZM208 54V53H207ZM210 54H212V53H210ZM214 54V53H213ZM217 54V53H216ZM227 54V53H226ZM230 54H231V52H230ZM23 55V54H22ZM91 55H92V52L91 51H88V50H86V51H84V50H82V51H78V50H76V49H74V50H72V51H68V52H66L63 56H60V57H56V58H54V60H52L51 62H52V65H51V68L48 66V68L46 67H42V68H38L37 66H36V70L34 71L35 73L33 74H30V76L29 77H26V84L25 85H27V84H31V83H33V82H40L39 84L41 85V82L42 83H45V85H47L46 83H48V81L49 80H51V79H55V78H57V77H60V76H64V79L66 78L65 76H67L68 75V73L71 71V69H74V70H72V71H74L75 72V69L77 68V67H79V65H81V64H79L78 65V63H79V60L81 59V57H83L82 59H86V62L87 63H89L90 62V60H92L91 59ZM222 56H223V54H221ZM35 55H33V57H34ZM59 56V55H58ZM107 56V55H106ZM129 56H130V54H129ZM209 56V55H208ZM212 56V55H211ZM214 56V55H213ZM218 56V55H217ZM227 56V55H226ZM28 57H30V56H28ZM33 57H31V58H33ZM98 57H99V55H98ZM101 57V56H100ZM166 57V56H165ZM184 57V56H183ZM200 57H202V58H204L203 57V54H202V56H200ZM219 57H220V55H219ZM245 57V56H244ZM171 58V57H170ZM173 58V57H172ZM218 58V57H217ZM221 58V57H220ZM242 58V57H241ZM246 58V57H245ZM244 58V59H245ZM98 59V58H97ZM103 59H105V58H103ZM102 59V60H103ZM174 59V58H173ZM198 59V60H197ZM207 59V56L203 59V60H206ZM208 59H210V57L208 58ZM212 59V58H211ZM215 59V58H214ZM231 59V58H230ZM259 59V58H258ZM260 59V60H261ZM94 60V59H93ZM96 60V59H95ZM100 60V59H99ZM130 60V59H129ZM131 60H132V58H131ZM134 60V59H133ZM132 60V61H133ZM175 60V59H174ZM229 60V59H228ZM234 60V59H233ZM237 60V59H236ZM264 60V59H263ZM28 61V60H27ZM96 61H98V60H96ZM164 61V60H163ZM162 61V62H163ZM166 61V60H165ZM208 61V60H207ZM207 61H206V63H207ZM214 61V60H213ZM217 61V60H216ZM224 61V60H223ZM30 62V61H29ZM32 62V61H31ZM34 62V61H33ZM32 62V63H33ZM128 62V61H127ZM169 62V61H168ZM243 62V61H242ZM203 63H205L204 61H203ZM210 63H211V61H210ZM220 63V62H219ZM219 63H217V64H219ZM249 63V62H248ZM44 64V63H43ZM83 64V63H82ZM209 64V63H208ZM216 64V65H217ZM221 64V63H220ZM220 64H219V66H220ZM45 65V64H44ZM47 65V64H46ZM105 65V64H104ZM151 65V64H150ZM206 65V64H205ZM213 65V64H212ZM228 65V64H227ZM240 65V64H239ZM41 66V65H40ZM63 66H64V69H66V70H64L63 69ZM88 66V65H87ZM165 66H167V65H165ZM178 66V65H177ZM211 66V65H210ZM226 66V65H225ZM70 67H71V69H70ZM160 67V66H159ZM201 67H203V66H201ZM205 67H207V66H205ZM205 67H203V68H205ZM215 67V66H214ZM240 67H242V66H240ZM243 67H244V65H243ZM148 68V67H147ZM157 68V67H156ZM208 68V67H207ZM209 68H211V67H209ZM220 68H223V67H220ZM245 68H247V67H245ZM79 69V68H78ZM150 69H152V68H150ZM174 69H176V68H174ZM69 70V71H68ZM86 70V69H85ZM164 70V69H163ZM168 70H170V69H168ZM202 71H204L203 69H201ZM223 70V69H222ZM245 71H246V69H244ZM243 70V71H244ZM78 71H80V69L78 70ZM146 71V70H145ZM150 71V70H149ZM159 71V70H158ZM161 71V70H160ZM181 71V72H182ZM212 71V70H211ZM81 72V71H80ZM85 72V71H84ZM89 72V71H88ZM112 72V71H111ZM167 72H169V71H167ZM166 72V73H167ZM173 72V71H172ZM200 72V71H199ZM208 72V71H207ZM215 72V71H214ZM242 72V71H241ZM71 73H73V72H71ZM70 73V74H71ZM202 73V72H201ZM204 73V72H203ZM206 73V72H205ZM221 73V72H220ZM232 73V72H231ZM244 73V72H243ZM247 73V72H246ZM67 74V75H66ZM69 74V75H70ZM175 74V73H174ZM176 74H177V72H176ZM200 74V73H199ZM71 75H74V74H71ZM79 75H80V73H79ZM84 75H85V73H84ZM108 75V74H107ZM106 75V76H107ZM156 75V74H155ZM167 75V74H166ZM173 75V74H172ZM186 75H187V77H186ZM189 75V76H190ZM197 75V74H196ZM81 76V75H80ZM163 76V75H162ZM184 76H182V77H184ZM227 76V75H226ZM248 76V75H247ZM62 77H60L61 78V80H62ZM70 77V76H69ZM72 77V76H71ZM173 77V76H172ZM191 77V76H190ZM198 77V76H197ZM205 77H206V75H205ZM236 77V76H235ZM249 77V76H248ZM28 78V79H27ZM67 78H68V76H67ZM83 78V77H82ZM106 78V77H105ZM107 78H109V76L107 77ZM113 78V77H112ZM112 78H109L110 79V81H111V79ZM163 78V77H162ZM167 78H168V76H167ZM166 78V79H167ZM171 78V77H170ZM176 78V77H175ZM195 78V77H194ZM204 78V77H203ZM222 78V77H221ZM228 78V77H227ZM242 78H244V77H242ZM251 78V77H250ZM58 79V78H57ZM78 79V78H77ZM79 79H80V77H79ZM84 79V78H83ZM165 79V80H166ZM196 79V78H195ZM205 79V78H204ZM211 79V78H210ZM241 79V78H240ZM245 79H247V78H245ZM249 79V78H248ZM252 79V78H251ZM164 80V81H165ZM168 80H169V78H168ZM172 80V79H171ZM191 80H194V79H191ZM52 81V80H51ZM106 81H107V79H106ZM160 81H162V80H160ZM163 81V82H164ZM170 81V80H169ZM212 81V80H211ZM235 81V80H234ZM234 81H231L232 83L234 82ZM237 81V80H236ZM240 81V80H239ZM242 81V80H241ZM250 81V80H249ZM251 81H253V79L251 80ZM56 82V81H55ZM63 82V81H62ZM166 82V81H165ZM164 82V83H165ZM175 82V81H174ZM180 82H183V81H180ZM179 82V83H180ZM189 82V81H188ZM196 82V81H195ZM198 82V81H197ZM205 82V81H204ZM108 83V82H107ZM111 83V82H110ZM110 83H108V84H110ZM172 83V82H171ZM185 83V82H184ZM189 83H191V81L189 82ZM188 83V84H189ZM211 83V82H210ZM225 83V82H224ZM255 83H256V81H255ZM107 84V85H108ZM121 84H122V86H121ZM162 84V83H161ZM166 84V83H165ZM168 84V83H167ZM182 84V83H181ZM212 84V83H211ZM231 84V83H230ZM257 84V83H256ZM42 85H44V84H42ZM44 85V86H45ZM83 85V84H82ZM144 85H147L145 88H144ZM164 85V84H163ZM174 85H177V83L176 84H174ZM183 85V84H182ZM185 85V84H184ZM183 85V86H184ZM187 85V84H186ZM185 85V86H186ZM193 84H191V86H192ZM196 85V84H195ZM199 85V84H198ZM209 85V84H208ZM226 85V84H225ZM249 85V84H248ZM251 85V84H250ZM29 86V85H28ZM43 86V87H44ZM125 86V85H124ZM162 86V85H161ZM226 86H228V85H226ZM226 86H224V87H226ZM230 86V85H229ZM235 86H236V84H235ZM47 87V86H46ZM45 87V88H46ZM122 87V88H121ZM127 87V88H128ZM164 87H165V85H164ZM163 87V88H164ZM175 87V86H174ZM179 87H181L180 85H178V88ZM195 87V89H196V86H194ZM199 87V86H198ZM257 87V90L254 92V93H250V94H248L249 92L247 91V92H245L244 91V93L243 92H241L240 90V92H241V94H242V96L240 95V97H242V99H241V101H242V103H240L241 104V107H240V112H241V115H235V114H233V117H235L236 118V120H237V122H235L237 125H238V129L237 130H231V132L228 130V132H230V135L231 136H229V137H233V139H234V141L236 140V141H238L239 142V144H240V147L242 146L243 148H244V151H243V155H242V157L240 158H233L232 159V171H239V173H241V174H239L238 176H242L243 177V175L245 176V179H241V181L243 182V183H241L240 181V183L239 184H242L241 186L240 185H238L236 182L238 181L237 179L238 178H233V176H232V180L229 178H226L227 176H228V174H227V176H225V178L223 177V176H218V177H216L215 176V174L214 173H211V171H209L211 174H208V175H211V176H213L212 178L214 179V181L216 182V184H211L210 186H213V187H211V189H210V187L205 183H203V193L204 194H202V195H204V197H205V199L207 200V203L204 205V203H203V205H201L200 204V200L198 199L199 198V195L198 194H196L195 192H193V190L192 191H190V192H193L191 195H190V200H189V198H187L189 201H190V203H189V205H188V207L189 208H191V210L193 211H195L197 214H199V215H197L196 213L194 214H192L191 213V215L189 214V215H187V213H185V211L184 210H182V209H179V212H180V210H182V212H180V213H182L183 214V216L184 217H187V218H185V219H187V227H186V229H182V228H179L178 226V228L179 229H182L183 230V232L182 233H185L184 235L182 234V233H180V234H182V235H180L179 237H181V239H180V241L181 242H179V244L177 245L178 246V248H169V252H167V254L169 253V254H173L174 256V260H178V259H180L179 257V255H181V251L182 250H184V252H185V254H186V257H188V258H190V260H192V261H197L198 260V263L200 262V264H245V262L248 260V261H251L252 263H254V264H264V210H262V208L260 207V204L258 203V201L256 200V191H255V187L257 186L255 183H256V181L257 180H255V176H254V171H256L255 169H258L260 166H264V75H263V77H261V79H259V81H258V86H256ZM105 88V87H104ZM153 88H155V89H153ZM162 88V89H163ZM167 88H168V85H167ZM173 88V87H172ZM178 88H176V89H178ZM182 88V87H181ZM184 88V87H183ZM188 90H187V89ZM186 88H184V89H186L187 91H191L190 89H192V90H194L193 88H191V87H186ZM190 88V89H189ZM227 88V87H226ZM243 88V87H242ZM106 89V88H105ZM204 89V88H203ZM232 89H233V87H232ZM102 90V89H101ZM123 90H125V89H123ZM158 90V91H157ZM182 90V89H181ZM201 90V89H200ZM219 90V89H218ZM236 90V89H235ZM242 90V89H241ZM165 91H166V89H165ZM168 91H169V89H168ZM174 91V90H173ZM187 91H186V93H187ZM167 92V91H166ZM198 92V91H197ZM201 92V91H200ZM233 92V91H232ZM183 93H184V91H183ZM191 93V92H190ZM190 93H188V95H190ZM101 94V93H100ZM102 94H101V96H102ZM169 94V93H168ZM192 94H193V92H192ZM198 94V93H197ZM232 94V93H231ZM236 94H237V92H236ZM235 94V95H236ZM239 94V93H238ZM121 95V94H120ZM123 95V94H122ZM163 95V94H162ZM165 95V94H164ZM196 95V94H195ZM229 95V94H228ZM234 95V96H235ZM113 96H115V98L113 97ZM132 96L134 97V98H136V99H133L132 98ZM174 96V95H173ZM183 96V95H182ZM239 96V95H238ZM82 97V96H81ZM99 97V96H98ZM118 97H120V96H118ZM184 97V96H183ZM132 98V99H131ZM167 98V97H166ZM182 98V97H181ZM185 98V97H184ZM140 99V98H139ZM164 99L165 98H163V101H164ZM173 99V98H172ZM178 99V98H177ZM188 99V98H187ZM200 99V98H199ZM228 99V98H227ZM235 99V98H234ZM240 99V98H239ZM99 100V99H98ZM101 100V99H100ZM116 100V99H115ZM167 100V99H166ZM175 100V99H174ZM186 100V99H185ZM197 100V99H196ZM118 101H119V98H118ZM168 101V100H167ZM115 102V101H114ZM127 102V103H128ZM138 102V101H137ZM165 102V101H164ZM187 102V101H186ZM192 102H195L194 100L192 101ZM213 102V101H212ZM238 102V101H237ZM132 103V106H134V104ZM139 103H142L141 101L139 102ZM143 103H144V100H143ZM166 103V102H165ZM168 103V102H167ZM173 103V102H172ZM171 102H170V104H172ZM177 103V102H176ZM189 103V102H188ZM196 103V102H195ZM201 103V102H200ZM220 103H222V102H220ZM229 103V102H228ZM103 104V103H102ZM138 103H136V105H137ZM170 104H168V106L170 105ZM194 104V103H193ZM212 104V103H211ZM111 105V104H110ZM115 104H113L112 103V106H113V112L115 113V115L117 116V117H114V118H118V117H121L120 119L122 120V121H124V119H123V117H124V113H123V116H121V114H122V112H124V108L121 110V108L118 110V105H115ZM131 105V104H130ZM139 105V104H138ZM141 105V104H140ZM161 105H163V102H162V104ZM165 105V104H164ZM187 105H189V104H187ZM191 103H190V106L189 107H191ZM73 106V105H72ZM100 106H102V105H100ZM112 106L110 107V109L112 108ZM150 106H152V107H150ZM156 106V107H155ZM172 106V105H171ZM226 106V105H225ZM234 106V105H233ZM239 106V105H238ZM237 106V107H238ZM125 107H126V105H125ZM139 107V106H138ZM144 105H143V108L142 109H144ZM159 107V106H158ZM161 107V106H160ZM164 107H166V106H164ZM187 107V106H186ZM224 107V106H223ZM228 107V106H227ZM102 108H104V107H102ZM108 108V107H107ZM135 107H132V109H134ZM140 109H141V107H139ZM139 108H137V109H139ZM148 108H146V110L148 109ZM172 108V107H171ZM174 108V107H173ZM176 108V107H175ZM180 108V107H179ZM225 108V107H224ZM232 108V107H231ZM80 109V108H79ZM131 109V106H130V108H128V110H130ZM136 109V108H135ZM203 109V108H202ZM78 110V109H77ZM88 110V109H87ZM99 110V109H98ZM149 110H151V109H149ZM170 110V109H169ZM168 110V111H169ZM175 111L177 110V109H174ZM184 110H185V108H184ZM191 110V109H190ZM80 111V110H79ZM82 111H83V109H82ZM82 111H80V112H82ZM118 111H119V113H118ZM133 112L132 113H135V110H132ZM141 111V110H140ZM143 111H145V110H143ZM166 111V110H165ZM226 111V110H225ZM236 111V110H235ZM77 112V111H76ZM87 112V111H86ZM106 112V111H105ZM111 112V114L108 112V114H110L111 115V119H113L112 121H114V118L112 117V115H113V112L112 111H110ZM125 112H126V110H125ZM137 112H139V111H137ZM136 112V113H137ZM142 112V111H141ZM153 112V111H152ZM167 112V111H166ZM174 112V111H173ZM172 112V113H173ZM177 112V111H176ZM176 112L174 113V114H171V111L169 112L170 113V115L168 114V116H171L170 118H172V120H173V122H180V121H182V119L180 120V118H181V116L179 117L177 114H176ZM179 112H181V111H179ZM190 112V111H189ZM193 112V111H192ZM204 112V111H203ZM77 113H79V112H77ZM102 113V112H101ZM116 113H118V114H116ZM129 113H131V112H129ZM131 113V114H132ZM154 113V112H153ZM158 113V112H157ZM165 113V112H164ZM178 113V112H177ZM225 113H227V112H225ZM84 115H85V113H83ZM103 114H106V113H103ZM143 114H144V112H143ZM182 114V113H181ZM185 114V113H184ZM201 114V113H200ZM207 114V113H206ZM229 114V113H228ZM239 114V113H238ZM79 115H80V113H79ZM110 115H107L106 116V119L107 118H110ZM119 115V116H118ZM128 115H130V114H128ZM133 115V114H132ZM134 115H138V113L137 114H134ZM133 115V116H134ZM145 115V114H144ZM146 115H147V113H146ZM151 115V114H150ZM159 115V114H158ZM156 116L157 118L156 119H159L160 118V116ZM183 115V114H182ZM196 115V114H195ZM213 115V114H212ZM232 115V114H231ZM88 116H89V114H88ZM100 116V115H99ZM98 116V117H99ZM114 116V115H113ZM143 116V115H142ZM219 116V115H218ZM82 117V116H81ZM91 117H93V116H91ZM95 117V116H94ZM101 117H104V115L102 116V114H101ZM134 117H137V116H134ZM196 117V116H195ZM227 117V116H226ZM124 118H126L125 120H126V122L128 123V124H126L127 126H129V122H128V116L126 115ZM133 118V117H132ZM138 118V121H139V116L137 117ZM141 118V117H140ZM143 118V117H142ZM152 118H153V116H152ZM168 118V117H167ZM211 118V117H210ZM230 118H232V117H230ZM82 119V118H81ZM89 119H91V118H89ZM95 119H96V117H95ZM100 117L99 118H97L96 120H98L99 122H100V120H102V119H100ZM161 119V118H160ZM159 119V120H160ZM205 119V118H204ZM221 119H222V117H221ZM224 119V118H223ZM88 119H86V121H87ZM92 120H94V119H92ZM96 120H94V121H96ZM109 120L110 119H108V122H109ZM118 120H119V118H118ZM131 120V119H130ZM136 120V119H135ZM167 120H169V118L167 119ZM190 120V119H189ZM206 120V119H205ZM219 120V119H218ZM234 120V119H233ZM235 120V121H236ZM64 121V120H63ZM79 121V120H78ZM82 121V120H81ZM84 121V120H83ZM111 120H110V122H112ZM120 121V120H119ZM134 121V120H133ZM142 121V120H141ZM199 121V120H198ZM209 121V120H208ZM227 121V120H226ZM232 120H230V122H231ZM88 122H91V120L90 121H87V123ZM93 122V121H92ZM91 122V123H92ZM107 122V123H108ZM121 122V121H120ZM125 122V121H124ZM140 122V121H139ZM186 122V121H185ZM220 122V121H219ZM224 123H225V120L223 121ZM234 122V121H233ZM232 122V123H233ZM81 123V122H80ZM84 123H85V125H86V122L84 121ZM97 123V122H96ZM115 125H113V127H111V128H113L114 129V126L116 127H118V125H121L122 124V129H123V123L121 122V124L119 123L118 125L116 124L117 122H116V119H115ZM133 123V122H132ZM150 123V122H149ZM168 123V122H167ZM190 123H192V122H190ZM202 123V122H201ZM83 124V123H82ZM111 124V123H110ZM134 124V123H133ZM136 124V123H135ZM138 124V123H137ZM160 124H161V122H160ZM187 124V123H186ZM197 124V123H196ZM200 124V123H199ZM198 124V125H199ZM208 124V123H207ZM220 124V123H219ZM219 124H217L218 126H219ZM77 125H78V123H77ZM99 125V124H98ZM104 125H105V123H104ZM104 125L102 124V127H104ZM112 125V124H111ZM124 125H125V123H124ZM125 125V126H126ZM159 125V124H158ZM81 126V125H80ZM88 126V125H87ZM87 126H85L86 127V129L88 128ZM89 126H91V128H92V125H90L89 124ZM94 126V125H93ZM107 126V125H106ZM105 126V127H106ZM109 126V125H108ZM107 126V127H108ZM139 126V125H138ZM177 126V125H176ZM180 126V125H179ZM182 126V125H181ZM231 126V125H230ZM234 126V125H233ZM84 126H82L81 128H83ZM98 127V126H97ZM100 127V126H99ZM133 127V126H132ZM137 127V126H136ZM143 127V126H142ZM141 127V128H142ZM173 127H174V124H173ZM172 127V128H173ZM188 127V126H187ZM205 127V126H204ZM211 127H213L212 125H211ZM215 127V126H214ZM228 127V126H227ZM75 128V127H74ZM94 128H96L95 126H94ZM125 128V127H124ZM131 128V127H130ZM158 129L160 128V126L159 127H157ZM178 128V127H177ZM191 128V127H190ZM85 129V130H86ZM96 129H101V127L100 128H96ZM104 129V131H105V128H103ZM103 129H102V131H103ZM109 129V131L110 130H112V129H110V128H108ZM108 129H106V130H108ZM125 129H127V128H125ZM135 129V128H134ZM139 129V131H140V128H138ZM161 129V128H160ZM175 129V128H174ZM192 129V128H191ZM215 129V128H214ZM228 129H230V128H228ZM85 130H83V131H85ZM92 130V129H91ZM120 130V129H119ZM119 130H117V131H119ZM128 130V129H127ZM130 130V129H129ZM128 130V131H129ZM137 130V129H136ZM172 130V129H171ZM186 130V129H185ZM193 130H195V129H193ZM192 130V131H193ZM202 130H203V127H202ZM218 130V129H217ZM226 130H227V128H226ZM87 131H88V129H87ZM94 131H96V130H94ZM103 131V132H104ZM125 131V130H124ZM131 131V130H130ZM133 131V130H132ZM131 131V132H132ZM153 131H155V129L153 130ZM156 131H157V129H156ZM205 131V130H204ZM220 131H221V129H220ZM89 132V131H88ZM91 132V131H90ZM97 132V131H96ZM100 132H101V130H100ZM103 132H101V133H103ZM160 132H161V130H160ZM160 132L158 131V132H153V133H155V136H154V140L156 141L155 143H157V142H160L161 141V136H162V133L160 134ZM174 132H176V130H174ZM177 132H180L179 131V129H178V131ZM176 132V133H177ZM213 132H215V131H213ZM71 133V132H70ZM82 133V132H81ZM86 133V132H85ZM137 133V132H136ZM196 133V132H195ZM207 133V132H206ZM222 133V132H221ZM220 133V134H221ZM115 134V133H114ZM125 134V133H124ZM140 134H141V132H140ZM165 134V133H164ZM188 134V133H187ZM224 134H226V133H224ZM89 135V134H88ZM105 134H103V136H104ZM111 135H112V133H111ZM126 135V134H125ZM128 135H130V134H127V136ZM134 135H135V132H134ZM177 135H180V134H177ZM181 135H183V134H181ZM195 135V134H194ZM193 135V136H194ZM204 135V134H203ZM229 135V134H228ZM87 136V135H86ZM110 136V135H109ZM118 136V135H117ZM120 136V135H119ZM124 136V135H123ZM138 136H139V132H138ZM137 136V137H138ZM144 136V135H143ZM143 136H142V139H144L143 138ZM146 136V135H145ZM196 136V135H195ZM198 136V135H197ZM202 136V135H201ZM216 136V135H215ZM217 136H219V135H217ZM221 136V135H220ZM85 137V136H84ZM84 137H83V140H84ZM94 137V136H93ZM97 137V136H96ZM105 138H106V136H104ZM125 138H126V136H124ZM136 137V138H137ZM140 137V136H139ZM208 137V136H207ZM221 137H223V136H221ZM220 137V138H221ZM228 137V136H227ZM92 138V137H91ZM120 138V137H119ZM133 138V137H132ZM210 138V137H209ZM219 138V137H218ZM79 139H80V137H79ZM87 139V138H86ZM102 139V138H101ZM100 139V140H101ZM133 139H135V136H134V138ZM195 139V138H194ZM193 139V140H194ZM199 139H201V138H199ZM208 139V138H207ZM206 139V140H207ZM88 140V139H87ZM95 140V139H94ZM94 140H93V142H94ZM99 140V141H100ZM102 140H105V139H102ZM126 140V139H125ZM137 140V139H136ZM139 140V139H138ZM188 140V139H187ZM190 140V139H189ZM188 140V141H189ZM192 140V139H191ZM218 140H220V139H218ZM223 139H221L220 141H222ZM230 140V139H229ZM232 140V139H231ZM97 141V140H96ZM108 141V140H107ZM118 141V140H117ZM120 141V140H119ZM143 141V140H142ZM141 141V142H142ZM179 141V140H178ZM78 142V141H77ZM77 142H76V144H77ZM88 142V141H87ZM90 142V141H89ZM126 142V141H125ZM127 142H128V140H127ZM131 142V141H130ZM136 142V141H135ZM144 142H145V140H144ZM143 142V143H144ZM192 142V141H191ZM218 142V141H217ZM224 142V141H223ZM71 143V142H70ZM81 143V142H80ZM80 143H78V144H80ZM107 143H109V144H111L110 142H107ZM117 143V142H116ZM121 142H119V144L118 145H120L121 146V144H120ZM133 143V142H132ZM137 143V142H136ZM143 143L140 145V146H138L137 148L138 149H143ZM189 143V142H188ZM209 143H210V141H209ZM215 143V142H214ZM222 143V142H221ZM231 143V142H230ZM75 144V145H76ZM84 144V143H83ZM86 144V145H85ZM84 145L85 146H87V143H85ZM96 144V143H95ZM102 144V143H101ZM106 144V143H105ZM131 144V143H130ZM139 144V143H138ZM146 144V143H145ZM164 144V143H163ZM196 144V143H195ZM199 144V143H198ZM227 144H229V143H227ZM234 144V143H233ZM82 145V144H81ZM90 145H92V143H90ZM97 145V144H96ZM99 145V144H98ZM107 145V144H106ZM105 145V146H106ZM129 146V144H126V146ZM133 145V144H132ZM131 145V146H132ZM156 145V144H155ZM201 145V144H200ZM84 146V147H85ZM89 146V145H88ZM109 146V145H108ZM111 146H113V145H111ZM147 145H145V147H146ZM154 146V145H153ZM191 146V145H190ZM199 146V145H198ZM205 146V145H204ZM221 146V145H220ZM220 146H219V148H220ZM236 146V145H235ZM91 147V146H90ZM90 147H88V148H86V149H89ZM94 147H95V145H94ZM98 147V146H97ZM99 147H100V145H99ZM107 147V146H106ZM115 147V146H114ZM121 147H123L124 149H125V147L124 146H121ZM121 147H119V148H121ZM130 147V146H129ZM136 146H134V148H135ZM180 147V146H179ZM186 147V146H185ZM200 147H202V146H200ZM206 147V146H205ZM207 147H208V145H207ZM206 147V150H205V148L204 149H200L199 147H195L198 151H199V149L200 150H202L204 153H209V157H211V162L213 161V163H211V164H213L214 165V163H215V156H214V152L212 151V150H209L210 148H211V146H209L208 148ZM215 147H216V144H215ZM214 147V148H215ZM234 147V146H233ZM69 148V147H68ZM103 148V150L105 149V147H102ZM102 148L100 149V151L102 150ZM109 148H110V146H109ZM109 148H107V150H111V149H109ZM118 147L116 146V148H113L114 150L113 151H115V149H117ZM118 148V149H119ZM132 148H133V146H132ZM147 148V147H146ZM148 148L150 149V147L148 146ZM159 148V147H158ZM187 148H188V145H187ZM129 149V148H128ZM128 149H126V150H128ZM148 149V150H149ZM152 149V148H151ZM181 149V148H180ZM190 149V148H189ZM195 149V150H196ZM242 149V148H241ZM83 150V149H82ZM94 150H95V148H94ZM102 150V151H103ZM106 150V151H107ZM120 150V149H119ZM123 150V149H122ZM121 150V151H122ZM147 149H143V152L144 151H148ZM160 150V149H159ZM182 150V149H181ZM237 150V149H236ZM84 151H85V149H84ZM98 151V150H97ZM96 151V152H97ZM116 151H118V150H116ZM136 151H138V150H136ZM216 151V150H215ZM227 151H229L228 149H227ZM230 151H231V149H230ZM233 151V150H232ZM86 152V151H85ZM89 152V151H88ZM95 152V153H96ZM99 152V151H98ZM108 152V151H107ZM111 152V151H110ZM124 152V151H123ZM128 152H130V150L129 151H127V153ZM135 152V151H134ZM140 152V151H139ZM142 152V153H143ZM161 152V151H160ZM182 152V151H181ZM201 152V151H200ZM236 152V151H235ZM239 152V151H238ZM87 153V152H86ZM94 153V152H93ZM103 153H105V152H102V155L105 157V155L103 154ZM118 153V155H119V152H117ZM121 153V152H120ZM136 153V152H135ZM145 153V152H144ZM155 153V152H154ZM195 153V152H194ZM199 153V152H198ZM90 154V153H89ZM88 154V155H89ZM101 154V153H100ZM111 154H113V153H111ZM111 154H109V155H111ZM122 154V153H121ZM124 154H125V152H124ZM129 154V153H128ZM138 154V153H137ZM203 154V153H202ZM217 154V153H216ZM233 154H234V152H233ZM87 155V154H86ZM92 155H94V154H92ZM107 155V154H106ZM108 155V156H109ZM117 155V156H118ZM162 155V154H161ZM206 155V154H205ZM228 155V154H227ZM241 155V154H240ZM85 156V155H84ZM127 156V155H126ZM134 156V155H133ZM139 156V155H138ZM138 156H136V157H138ZM141 156V155H140ZM143 156V155H142ZM144 156H146L147 157V155H144ZM150 155H148V157H149ZM156 156V155H155ZM171 156V155H170ZM188 156H190V155H188ZM221 156V155H220ZM229 156V155H228ZM90 157V156H89ZM92 157H94V156H92ZM98 157H100V156H98ZM153 157V156H152ZM161 157V156H160ZM206 157H207V155H206ZM225 157V156H224ZM232 157H233V155H232ZM108 158V157H107ZM144 158V157H143ZM150 158V157H149ZM180 158V157H179ZM178 158V159H179ZM189 158V157H188ZM205 158V157H204ZM83 159H85V158H83ZM88 159V158H87ZM96 159V158H95ZM139 159H141V158H139ZM208 159V158H207ZM89 160V159H88ZM87 160V161H88ZM103 160H105V158L103 159ZM145 160V159H144ZM147 161L149 160V159H146ZM218 160V159H217ZM221 160V159H220ZM75 161V160H74ZM107 161V160H106ZM138 161H140V160H138ZM137 161V162H138ZM143 161V160H142ZM141 161V162H142ZM163 161V160H162ZM181 161V160H180ZM191 161H192V159H191ZM207 161V160H206ZM230 161H231V159H230ZM100 162V161H99ZM109 162V161H108ZM106 163V164H109V165H107L109 168L110 167H115V168H124L125 166V168H126V172L127 173H130V168H133V167H137L138 165L140 166V163L139 164H136L135 162H136V159L135 158H129V159H124V158H122V157H112L111 158V160H110V162L109 163ZM186 162V164H187V161H185ZM217 162V161H216ZM221 162V161H220ZM228 162V161H227ZM71 163V162H70ZM94 163V162H93ZM101 163V162H100ZM147 163V162H146ZM151 163V162H150ZM179 163V162H178ZM184 163V162H183ZM182 163V164H183ZM222 163V162H221ZM142 164V163H141ZM181 164V165H182ZM225 164V163H224ZM87 165V164H86ZM99 165H101V164H97V166L100 168V166ZM102 165H104V164H102ZM143 165V164H142ZM153 165H155V164H153ZM152 165V166H153ZM162 165V164H161ZM185 165V164H184ZM218 165V164H217ZM220 165V164H219ZM76 166V165H75ZM78 166V165H77ZM91 166V165H90ZM95 166H96V164H95ZM105 166V165H104ZM117 166V167H116ZM186 166H189V165H186ZM192 166V165H191ZM72 167H73V165H72ZM80 167V166H79ZM92 167H93V165H92ZM142 167V166H141ZM165 167V166H164ZM207 167V166H206ZM227 167V166H226ZM82 168V167H81ZM93 168H96V167H93ZM106 168V167H105ZM143 168V167H142ZM149 168V167H148ZM155 168V167H154ZM181 168V167H180ZM183 168V167H182ZM213 168H215V166L213 167ZM264 168V167H263ZM84 169V168H83ZM90 169V168H89ZM145 168H143V170H144ZM150 169V168H149ZM162 169H163V166H162ZM185 169V168H184ZM192 169V168H191ZM196 169V168H195ZM199 169V168H198ZM209 169V168H208ZM224 169V168H223ZM78 170H79V168H78ZM101 170V169H100ZM102 170H103V168H102ZM108 170H110V169H108ZM117 170H119V171H121V169H117ZM124 170H123V172H124ZM141 170V169H140ZM140 170H139V172H140ZM151 170H152V168H151ZM155 170V169H154ZM160 170H161V167H160ZM182 170V169H181ZM193 170V169H192ZM215 170V169H214ZM213 170V171H214ZM93 171L94 170H92V172L91 173H93ZM96 171V170H95ZM104 171V170H103ZM111 171H112V168H111ZM116 171V170H115ZM114 171V172H115ZM142 171V170H141ZM162 171V170H161ZM160 171V172H161ZM172 171V170H171ZM178 171V170H177ZM206 171V170H205ZM220 171V170H219ZM80 172H82V169H81V171ZM86 172V171H85ZM113 172V171H112ZM117 172V171H116ZM136 172V171H135ZM142 172H144V171H142ZM142 172H140V174L142 173ZM156 172V171H155ZM157 172H158V170H157ZM159 172V173H160ZM180 172V171H179ZM204 172V171H203ZM69 173V172H68ZM77 173H79V172H77ZM83 173V172H82ZM88 173V172H87ZM94 173H96V172H94ZM105 173V172H104ZM107 173V175L110 173H108V172H106ZM118 173V172H117ZM120 173V172H119ZM146 173H148V172H145V174ZM154 173V172H153ZM163 173V172H162ZM178 173V172H177ZM182 173V172H181ZM221 173V172H220ZM231 173V172H230ZM229 173V174H230ZM76 174V173H75ZM97 174V173H96ZM100 174V173H99ZM98 174V175H99ZM103 174V173H102ZM111 174V173H110ZM109 174V175H110ZM115 174V173H114ZM133 174V173H132ZM139 174V173H138ZM143 174V173H142ZM144 174V175H145ZM172 174V173H171ZM188 174V173H187ZM206 174V173H205ZM222 174V173H221ZM220 174V175H221ZM226 174V173H225ZM235 174L237 175V172H235ZM81 175V174H80ZM94 175V174H93ZM107 175H105V177L107 176ZM119 174H117V176H118ZM121 175H122V173H121ZM130 175V174H129ZM128 175V176H129ZM146 175H149V174H146ZM165 175V174H164ZM75 176V175H74ZM79 175H77V177H78ZM92 176V175H91ZM95 176V175H94ZM99 176H101V174L99 175ZM99 176H97V177H99ZM128 176H127V179H128ZM131 176V175H130ZM129 176V177H130ZM137 176V175H136ZM135 176V177H136ZM196 176H198V175H196ZM196 176H194V177H196ZM206 176V175H205ZM76 177V176H75ZM93 177V176H92ZM110 177V176H109ZM108 177V178H109ZM116 176L114 175V178H115ZM121 178H122V176H120ZM119 177V178H120ZM153 177V176H152ZM184 177V176H183ZM182 177V178H183ZM185 177H186V175H185ZM229 177V176H228ZM86 178H88V176L86 177ZM85 178V179H86ZM93 178H96V177H93ZM93 178H91L90 177V180L91 181H89L86 185L88 186V184H89V186L91 187V185H92V181L94 180L95 182L93 183V184H95L96 183V180L95 179H93ZM107 178V179H108ZM118 178V177H117ZM117 178H115V179H117ZM132 178V177H131ZM146 178V177H145ZM163 178V177H162ZM165 178V177H164ZM188 178H189V176H188ZM197 178H199V177H197ZM202 178V175H201V177H200V179ZM204 178V177H203ZM211 178V177H210ZM241 178V177H240ZM93 179V180H92ZM101 178L99 177V180H100ZM104 179V178H103ZM124 179V178H123ZM123 179H122V181H121V183L123 182ZM137 179V178H136ZM138 179H140V178H138ZM155 179V178H154ZM170 179V178H169ZM186 179V178H185ZM206 179H208V178H206ZM212 179V180H213ZM118 180H121V179H118ZM163 180V179H162ZM166 180V179H165ZM173 180V179H172ZM211 180V179H210ZM235 180H237L236 182H235ZM240 180V179H239ZM31 181V180H30ZM83 181H84V179H83ZM101 181H102V179H101ZM100 181V182H101ZM111 181H113V180H111ZM110 181V182H111ZM125 181H126V179H125ZM124 181V182H125ZM130 181L132 182V180L130 179ZM136 181V180H135ZM138 181V180H137ZM154 181V180H153ZM153 181H152V183H153ZM184 181V180H183ZM206 181V180H205ZM204 181V182H205ZM92 182V183H91ZM99 182V183H100ZM104 182V181H103ZM115 182V181H114ZM117 182H119V181H117ZM116 182V183H117ZM128 182V181H127ZM143 182H145V181H143ZM147 182H148V180H147ZM151 182V181H150ZM149 182V184H151ZM160 182V181H159ZM158 182V183H159ZM164 182V181H163ZM162 182V183H163ZM182 182V181H181ZM186 182H187V180H186ZM190 182H192V180L190 181ZM201 182V181H200ZM83 183V182H82ZM91 183V184H90ZM98 183V182H97ZM107 183V182H106ZM115 183V184H116ZM121 183H118V185L119 184H121ZM129 183V182H128ZM133 183V182H132ZM142 183V182H141ZM156 183H157V181H156ZM208 184H209V182H207ZM213 183V182H212ZM110 184V183H109ZM127 184V183H126ZM145 186H146V183H143ZM184 184H185V182H184ZM77 185H79V184H77ZM85 185V184H84ZM85 185V186H86ZM99 185V184H98ZM105 185V184H104ZM121 185H123V183L121 184ZM120 185V186H121ZM131 185V184H130ZM143 185V186H144ZM152 185V184H151ZM160 185V184H159ZM169 185V184H168ZM167 185V186H168ZM183 185V184H182ZM36 185H35V182H34V187H35ZM93 186H95V187H97L96 185H93ZM93 186H92V191H91V193L93 192ZM108 186V185H107ZM112 185H110V187H111ZM114 186V185H113ZM127 186V185H126ZM138 186H140V185H138ZM141 186H142V184H141ZM144 186V187H145ZM156 186V185H155ZM162 186V185H161ZM164 186V185H163ZM166 186V185H165ZM171 186V185H170ZM173 186H175V185H173ZM181 186V185H180ZM187 186V185H186ZM186 186H185V188H186ZM198 186V185H197ZM32 187V186H31ZM30 187V188H31ZM82 187V186H81ZM89 187V188H90ZM101 187V186H100ZM103 187V186H102ZM109 187V188H110ZM117 187V186H116ZM129 187V186H128ZM160 187V186H159ZM172 187V186H171ZM176 187H177V185H176ZM176 187H174L175 189H177ZM181 187H183V186H181ZM191 187H192V185H191ZM202 187V186H201ZM30 188H29V190H30ZM37 188V187H36ZM78 188V187H77ZM83 188H85L84 186H83ZM83 188H82V190H83ZM89 188H87L86 187V191H87V189H88V191H89ZM106 188V187H105ZM131 188H133L132 186L129 188V189H131ZM146 188V187H145ZM154 188V187H153ZM157 188V187H156ZM180 188V187H179ZM188 188V187H187ZM193 188V187H192ZM199 188V187H198ZM31 189H33V188H31ZM101 189V188H100ZM104 189V188H103ZM107 189V188H106ZM128 188H127V190H129ZM139 189H140V187H139ZM143 189V188H142ZM162 189V188H161ZM165 189V188H164ZM168 189V188H167ZM190 189V188H189ZM188 189V190H189ZM193 189H195V188H193ZM197 189V188H196ZM202 189V188H201ZM36 190V189H35ZM75 190V189H74ZM85 190H83V192L85 191ZM97 190V189H96ZM95 190V191H96ZM112 190H113V187H112ZM111 190V191H112ZM114 190H115V188H114ZM148 190V187H147V189H146V191ZM150 190H151V188H150ZM155 190V189H154ZM170 190V189H169ZM182 190V189H181ZM184 190V189H183ZM32 191V190H31ZM80 191H81V189H80ZM101 191L103 192V190L101 189ZM105 191V190H104ZM108 191V190H107ZM110 191V190H109ZM133 191V190H132ZM140 191H141V189H140ZM144 191H145V189H144ZM143 191V192H144ZM185 191V190H184ZM99 192H100V190H99ZM118 192H119V190H118ZM148 192V191H147ZM152 192H154V191H152ZM164 192V191H163ZM166 192V191H165ZM169 192V191H168ZM172 192H173V190H172ZM179 192V191H178ZM177 192V193H178ZM183 192V191H182ZM188 192V191H187ZM258 192V191H257ZM23 193V192H22ZM30 193V192H29ZM33 193V192H32ZM74 193V192H73ZM77 193H79V192H77ZM88 193V192H87ZM93 193H95V192H93ZM92 193V194H93ZM101 193V192H100ZM124 193V192H123ZM127 193V191L125 192V194ZM146 193V192H145ZM149 194L151 193V192H148ZM155 193V192H154ZM161 193V192H160ZM170 193V192H169ZM176 193V192H175ZM199 193V192H198ZM259 193V192H258ZM75 194V193H74ZM79 194H82V192H80ZM95 194H97V193H95ZM111 195L113 194V192L112 193H110ZM115 194V193H114ZM118 194V193H117ZM135 195H136V192L134 193ZM142 194V193H141ZM148 194V195H149ZM167 194V193H166ZM201 194V193H200ZM25 195V194H24ZM28 195V194H27ZM27 195H26V197H27ZM30 195V194H29ZM87 195V194H86ZM98 195V194H97ZM107 195V194H106ZM133 195V194H132ZM135 195H133V196H135ZM137 195H138V193H137ZM155 195V194H154ZM181 195V194H180ZM78 196H80V197H82L81 195H78ZM88 196H91V195H87V197ZM95 196V195H94ZM93 196V197H94ZM103 195H101V197H102ZM105 196V195H104ZM103 196V197H104ZM121 196H123V195H121ZM120 196V197H121ZM140 196V195H139ZM138 196V197H139ZM150 196H152V195H150ZM163 196V195H162ZM173 196V195H172ZM171 196V197H172ZM188 196H189V194H188ZM33 197V196H32ZM76 197V196H75ZM91 197V199H96V197ZM106 197H108V196H106ZM125 197H126V195H125ZM144 197H145V195H144ZM147 197V196H146ZM156 197V196H155ZM175 197V196H174ZM173 197V198H174ZM177 198H178V196H176ZM34 198V197H33ZM62 198H66V197H62ZM73 198V197H72ZM89 198V197H88ZM100 198V197H99ZM109 198V197H108ZM111 198H113V197H111ZM119 198V197H118ZM116 199V200H118L119 201V199ZM130 198V197H129ZM133 198V197H132ZM141 198H143V197H141ZM164 198V197H163ZM185 198V197H184ZM261 198V197H260ZM259 198V199H260ZM30 199V198H29ZM39 199V198H38ZM37 199V200H38ZM61 199V198H60ZM68 200L70 199V197H68L67 198ZM75 199H78V198H75ZM80 199V198H79ZM91 199H88V200H91ZM98 199V198H97ZM121 199V198H120ZM137 199V198H136ZM135 199V200H136ZM148 199V198H147ZM153 199H154V197H153ZM159 199V198H158ZM169 199H170V197H169ZM182 199L183 198H181L180 200V202H182ZM31 200V199H30ZM84 200V199H83ZM86 200V199H85ZM84 200V201H85ZM106 201L107 200H110V199H105ZM132 200V199H131ZM130 200V201H131ZM141 200V199H140ZM173 200V199H172ZM186 200V199H185ZM262 200V199H261ZM58 201V200H57ZM61 201V200H60ZM97 201V200H96ZM105 201V202H106ZM126 201V200H125ZM124 201V202H125ZM146 201V200H145ZM152 201V197H151V199H150V201L149 202H151ZM154 201V200H153ZM164 201V200H163ZM189 201H187V203L189 202ZM54 202H56V201H53V203ZM73 202V201H72ZM80 202V201H79ZM78 202V203H79ZM83 202V201H82ZM89 202V201H88ZM92 202V201H91ZM93 202H95V201H93ZM107 202H110V201H107ZM114 202V201H113ZM117 202V201H116ZM115 202V203H116ZM122 202V201H121ZM124 202H122V203H124ZM137 202V204L140 202H138V201H136ZM160 202V201H159ZM174 202V201H173ZM175 202H178V201H176V199H175ZM75 203H77V202H75ZM84 203V202H83ZM97 203H101V201L100 202H97ZM118 203V202H117ZM147 203V202H146ZM145 203V204H146ZM152 203V202H151ZM153 203H155V201L153 202ZM80 204H82V203H80ZM86 204L87 203H85L84 204V206L86 207ZM95 204V203H94ZM102 204V203H101ZM113 204V206H115V204L114 203H112ZM121 204V203H120ZM119 204V205H120ZM125 204V203H124ZM126 204H128V203H126ZM140 204H142V203H140ZM161 204H162V202H161ZM183 204H184V202H183ZM201 206H203V207H201ZM83 205V204H82ZM92 205H93V203H92ZM96 205V204H95ZM95 205L93 206V208L95 207ZM108 205V204H107ZM118 205V206H119ZM123 205V204H122ZM144 205V204H143ZM142 205V206H143ZM180 205V204H179ZM185 205H186V203H185ZM185 205H183V207L185 206ZM53 206H56V204L55 205H53ZM81 206V205H80ZM91 206V205H90ZM106 206V205H105ZM108 206H110V204L108 205ZM117 206V207H118ZM121 206V205H120ZM119 206V208H117L118 210H120V208H121V210L122 209H124V206H123V208L122 207H120ZM126 206V205H125ZM151 206V205H150ZM162 206V205H161ZM73 207H75V205L73 206ZM89 207V203L87 204V208ZM139 207V206H138ZM146 207V206H145ZM154 207V206H153ZM152 207V208H153ZM53 208V207H52ZM51 208V209H52ZM86 208V209H87ZM90 208H92V207H90ZM108 208H110V207H108ZM111 208H113V207H111ZM129 208V207H128ZM130 208H131V206H130ZM134 208V207H133ZM149 208V207H148ZM155 208V207H154ZM158 208V207H157ZM164 208V207H163ZM180 208V207H179ZM181 208H182V206H181ZM71 209V208H70ZM85 209V208H84ZM85 209V210H86ZM96 209V208H95ZM107 209V207L104 209V212L106 211H108V210H106ZM113 209H116V207L115 208H113ZM113 209H111V211L113 210ZM116 209V210H117ZM126 209V208H125ZM124 209V210H125ZM156 209V208H155ZM186 209V208H185ZM72 210V209H71ZM91 209H89V212H91L90 211ZM100 210H102V208L100 209ZM115 210V212H114V214H117V213H119V212H117ZM158 210V209H157ZM187 210V209H186ZM58 211V210H57ZM60 211V210H59ZM59 211L58 212H56V211H54V212H56L57 214L59 213ZM96 211V210H95ZM127 211H129V210H127ZM161 211V210H160ZM187 211H189V209L187 210ZM186 211V212H187ZM121 212H123V211H121ZM125 212V211H124ZM133 212V211H132ZM93 213V212H92ZM91 213V214H92ZM101 213V212H100ZM99 213V214H100ZM107 213H109V212H107ZM136 213V212H135ZM179 213V214H180ZM36 214H37V212H36ZM53 214H55V213H53ZM57 214H55V216L57 215ZM89 214V213H88ZM91 214H89V216L91 215ZM95 214H97V213H95ZM110 214H111V212H110ZM110 214H109V216H108V214H105V216H107V220H108V218L110 217ZM182 214H181V216H182ZM93 215H94V213H93ZM103 215H104V213H103ZM135 215V214H134ZM193 215L195 216H199V218L197 219H193L194 217H193ZM39 216V215H38ZM55 216H53V217H55ZM87 216V215H86ZM92 216V215H91ZM97 216V215H96ZM99 216V215H98ZM119 216H120V213H119ZM124 216V215H123ZM136 216V215H135ZM193 218H192V217ZM195 216V217H196ZM34 217H35V215H34ZM52 217V219H54V220H52L53 222L54 221H58V220H56V218H53ZM95 217V216H94ZM103 216H101V218H102ZM116 217H117V215H116ZM116 217H115V219H116ZM122 217V216H121ZM126 217H129V215L128 216H126ZM126 217H124V218H126ZM137 217V216H136ZM37 218H39V217H37ZM36 218V219H37ZM51 218V217H50ZM58 218V217H57ZM96 218V217H95ZM111 218H112V216H111ZM117 218H119V217H117ZM129 218H131V217H129ZM128 218V219H129ZM134 218V217H133ZM63 219H64V217H63ZM104 219V218H103ZM110 219V218H109ZM141 219V218H140ZM156 219V218H155ZM179 219H181V217L179 218ZM178 219V220H179ZM183 219V218H182ZM66 220H68L67 218H66ZM86 220V219H85ZM102 220V219H101ZM106 220V219H105ZM106 220V222L108 223V221ZM110 220H113V219H110ZM118 220V219H117ZM117 220H115V222L117 221ZM167 220V219H166ZM40 221V220H39ZM70 221V220H69ZM71 221H73V220H71ZM70 221V222H71ZM93 221H94V219H93ZM119 221V220H118ZM117 221V224L119 225L120 223ZM120 221H121V219H120ZM122 221H123V217H122ZM121 221V222H122ZM128 221V220H127ZM139 221V220H138ZM152 221H153V219H152ZM173 221V220H172ZM175 221V220H174ZM52 222V223H53ZM74 222V221H73ZM105 222V223H106ZM112 221H110V223H111ZM114 222V221H113ZM124 222V221H123ZM129 223L128 224H130V221H128ZM132 222V221H131ZM158 222H159V220H158ZM170 222H171V220H170ZM170 222H167V223H169L170 224ZM178 222V221H177ZM186 222V221H185ZM51 223V222H50ZM68 223V222H67ZM75 223V222H74ZM102 223V222H101ZM109 223V224H110ZM125 223H126V225L125 226H127V222L125 221ZM135 222H133V224H134ZM139 223L141 224V222L139 221ZM146 223V222H145ZM161 223V222H160ZM20 224V223H19ZM57 224V223H56ZM96 224V223H95ZM94 224V225H95ZM132 224V223H131ZM136 224H138V223H136ZM139 224V225H140ZM53 225L55 226V224L53 223ZM101 225V224H100ZM111 225H112V223H111ZM115 225V224H114ZM111 226V227H114L115 228V226ZM124 225H122L123 227L121 228V227H118L117 226V228H119L121 231L120 232H123L124 230H122V229H126V227L124 226ZM138 225V226H139ZM142 225H143V223H142ZM145 225V224H144ZM152 225V224H151ZM163 225V224H162ZM178 225V224H177ZM180 225H183L182 223L180 224ZM21 226H22V224H21ZM52 226V225H51ZM53 226V227H54ZM74 226V225H73ZM105 226H108V224L107 225H105ZM105 226H103V227H105ZM121 226V225H120ZM147 226V225H146ZM174 226V228H175V225H173ZM20 227V226H19ZM23 227V226H22ZM110 227V228H111ZM127 227H129V226H127ZM140 227V226H139ZM138 227V228H139ZM142 227H144V226H142ZM164 227H166V226H164ZM181 227H183V226H181ZM55 228V227H54ZM80 228V227H79ZM107 229H108V227H106ZM109 228V229H110ZM113 228V229H114ZM141 228V227H140ZM148 228V227H147ZM156 227H154V229H155ZM160 228V227H159ZM168 228V227H167ZM172 228V227H171ZM177 228V229H178ZM13 229H15L14 227H13ZM18 229H20V228H18ZM59 229V228H58ZM57 229V230H58ZM103 229V228H102ZM119 229H116V232H117V230L119 231ZM142 229V228H141ZM150 229V228H149ZM162 229L163 228H161V231H162ZM170 229V228H169ZM176 229V230H177ZM20 230H22V229H20ZM48 230H49V228H48ZM50 230H54V229H50ZM49 230V231H50ZM56 230V229H55ZM54 230V231H55ZM83 229L81 228V229H79V231H82ZM100 230V229H99ZM104 230H105V228H104ZM110 230H112V229H110ZM115 230V229H114ZM130 230H131V228H130ZM139 230V229H138ZM144 230V229H143ZM147 230V229H146ZM156 230V229H155ZM164 230V229H163ZM173 230V229H172ZM14 231V230H13ZM18 231V230H17ZM66 231V230H65ZM78 231V230H77ZM78 231V232H79ZM127 231H129V230H127ZM126 231V232H127ZM158 231H160L159 229H158ZM174 231V230H173ZM12 232V231H11ZM23 232V231H22ZM52 232V231H51ZM58 233L60 232V231H57ZM57 232L55 231V233L57 234ZM64 232V231H63ZM74 232V231H73ZM86 232V231H85ZM108 232H110V231H108ZM152 232V231H151ZM156 232H157V230H156ZM178 232V231H177ZM179 232H180V230H179ZM13 234H16V233H14V232H12ZM18 233V232H17ZM37 233V232H36ZM36 233H35V231L34 230H32V229H29V228H27L25 231H24V236H25V238H27V241H28V238H29V240L32 238V237H34L35 235H36ZM40 233V232H39ZM83 233V232H82ZM90 233V232H89ZM119 233V232H118ZM117 233V234H118ZM129 233V232H128ZM147 233V232H146ZM176 233V232H175ZM12 234V235H13ZM19 234H20V232H19ZM22 234V233H21ZM49 234V233H48ZM48 234H46V235H48ZM87 234V233H86ZM120 234V233H119ZM143 234H145V232H143ZM157 234L159 235V233L157 232ZM166 234V233H165ZM37 235H38V233H37ZM36 235V236H37ZM45 235V236H46ZM59 235V234H58ZM57 235V236H58ZM62 236H64L63 235V233L61 234ZM72 235V234H71ZM85 235V234H84ZM90 235V234H89ZM96 235V234H95ZM127 235V234H126ZM139 235V234H138ZM172 235V234H171ZM16 236V235H15ZM41 236H42V234H41ZM53 236H55V235H53ZM123 237H125V234H123L122 235ZM140 236V235H139ZM174 236V235H173ZM14 237V236H13ZM12 237V238H13ZM44 237V236H43ZM43 237H42V239H43ZM59 237V236H58ZM68 238H69V235L67 236ZM71 237V236H70ZM74 237H75V235H74ZM93 237V236H92ZM91 237V238H92ZM96 237V236H95ZM94 237V238H95ZM103 237V236H102ZM107 237V236H106ZM169 237V236H168ZM172 237V236H171ZM175 238H176V236H174ZM24 238V237H23ZM36 238V237H35ZM45 238V237H44ZM50 238V237H49ZM48 238V239H49ZM52 238V237H51ZM86 238H88V240H89V237H88V235H87V237ZM120 238L122 239V237L120 236ZM126 238V237H125ZM125 238H124V240H125ZM127 238H128V236H127ZM40 239H41V237H40ZM58 239V238H57ZM56 239V240H57ZM61 239V238H60ZM63 239V238H62ZM84 239V238H83ZM101 239V238H100ZM100 239H99V241H100ZM129 239V238H128ZM174 239V238H173ZM25 240V239H24ZM33 240H39L38 239V237L36 238V239H33ZM52 240V239H51ZM56 240H55V242H56ZM69 240H71V239H69ZM75 240H76V238H75ZM74 240V241H75ZM77 240H79V239H77ZM90 240H92V239H90ZM89 240V241H90ZM93 240H95V239H93ZM96 240H98V239H96ZM113 240H115V239H113ZM175 240V239H174ZM26 241V240H25ZM41 241V240H40ZM40 241H38V242H40ZM46 241H47V239H46ZM45 241V239H44V241L43 242H46ZM54 241V240H53ZM59 241V240H58ZM62 241V240H61ZM66 241H68V240H66ZM73 241V242H74ZM84 242H85V244H86V241L85 240H83ZM102 241H104V240H102ZM183 241V242H182ZM29 242V241H28ZM34 242V241H33ZM36 242V241H35ZM43 242H41V244L43 243ZM48 242V241H47ZM50 242V241H49ZM69 242V241H68ZM67 242V243H68ZM95 242V241H94ZM126 242V241H125ZM171 242V241H170ZM178 242V241H177ZM63 243H65V239L62 241V243H60V244H62L63 246L62 247H65V246H67V248H68V246H70V245H64ZM76 243H77V245H72L71 246V248H75V247H78V241H76ZM82 243V242H81ZM80 243V244H81ZM93 243V242H92ZM100 243V242H99ZM104 243V242H103ZM120 243H121V241H120ZM173 243V242H172ZM31 244H33L32 242H31ZM44 244V243H43ZM57 244V243H56ZM59 244V243H58ZM83 244V243H82ZM94 244V243H93ZM93 244H90V245H93ZM101 244H102V242H101ZM117 244V243H116ZM122 244H125V243H122ZM37 246H38V244H36ZM40 245V244H39ZM47 245H48V243H47ZM50 245V244H49ZM48 245V246H49ZM51 245H52V243H51ZM84 245V244H83ZM87 245V244H86ZM99 245V244H98ZM107 245V244H106ZM121 245V244H120ZM175 245V244H174ZM44 246V245H43ZM42 246V247H43ZM80 246V245H79ZM89 246V245H88ZM96 245H94L93 247H95ZM123 246V245H122ZM47 247V246H46ZM52 247V246H51ZM55 247V246H54ZM84 247H85V245H84ZM91 247V246H90ZM89 247V248H90ZM96 247H98V246H96ZM118 247V246H117ZM121 247V246H120ZM32 248V247H31ZM35 248V247H34ZM34 248H33V250H34ZM49 248V247H48ZM67 248H66V251H67ZM79 248H81L82 249V245H81V247H79ZM101 248V247H100ZM104 248H106V247H104ZM113 248H114V246H113ZM116 248V247H115ZM114 248V249H115ZM126 248V247H125ZM168 248V247H167ZM36 249V248H35ZM38 249V248H37ZM59 249H60V247H59ZM62 249V248H61ZM81 249L80 250H78L79 252H81ZM91 249V248H90ZM121 249V248H120ZM127 249V248H126ZM125 249V250H126ZM226 250L227 249V252H228V254H229V252L230 251H232L234 254H237V257H230L227 253H224L223 254V250ZM55 250V249H54ZM65 250V249H64ZM69 250V249H68ZM73 250V249H72ZM71 250V252H73ZM75 250H76V248H75ZM95 250H96V248H95ZM95 250H91L92 252L93 251H95ZM107 250V249H106ZM121 250H123V249H121ZM125 250H123V252L125 251ZM181 250V251H180ZM47 251V250H46ZM53 251V250H52ZM97 251V250H96ZM95 251V252H96ZM100 251H101V249H100ZM103 251V250H102ZM167 251V250H166ZM179 251L181 252L180 254H179ZM51 252V251H50ZM56 252V251H55ZM71 252H70V254H68L69 256H68V258H66V256H67V253L66 252H64V253H66V256H65V254L63 255V256H65V259L63 260V262H62V264H67V261L72 257L71 256ZM75 252V251H74ZM78 252V253H79ZM90 253V254H93V253ZM106 253H107V251H105ZM105 252H103V253H105ZM121 252V254H122V251H120ZM161 252V251H160ZM179 254H177V253ZM183 252V253H184ZM48 253H49V251H48ZM63 253V252H62ZM83 253V252H82ZM97 253V252H96ZM102 253V254H103ZM111 253V252H110ZM165 253V252H164ZM3 254V253H2ZM50 254V253H49ZM81 254V253H80ZM79 254V256H81ZM88 254H89V252H88ZM102 254H100V255H102ZM120 254V253H119ZM125 253H123V255H124ZM47 255V254H46ZM55 255H57V254H55ZM62 255V254H61ZM99 254H97V256H100ZM105 256H106V254H104ZM118 255V254H117ZM163 255V254H162ZM161 255V256H162ZM3 256V255H2ZM58 256H59V254H58ZM76 256V255H75ZM77 256H78V254H77ZM77 256H76V258H77ZM88 256V255H87ZM104 256V257H105ZM184 256V255H183ZM86 257V256H85ZM93 257V256H92ZM101 257H103V256H101ZM119 257V256H118ZM156 257V256H155ZM159 257V256H158ZM163 257L165 258V256L163 255ZM170 257V256H169ZM182 257V256H181ZM44 258V257H43ZM47 258H48V255H47ZM73 258V257H72ZM75 258V257H74ZM81 258H84V255H83V257L81 256ZM89 258V257H88ZM98 258V257H97ZM157 258V257H156ZM160 258V257H159ZM232 258H234V259H232ZM50 259V258H49ZM55 259H56V257H55ZM86 259H87V257H86ZM90 259V258H89ZM100 259V258H99ZM158 259V258H157ZM162 259V258H161ZM187 259V258H186ZM52 260H54V259H52ZM60 260V259H59ZM72 260V259H71ZM70 260V261H71ZM88 260V259H87ZM92 260V259H91ZM90 260V261H91ZM101 260V259H100ZM99 260V261H100ZM122 260V259H121ZM172 260V259H171ZM47 261H48V259H47ZM45 262L44 264H48V262ZM70 261H69V264H70ZM75 261V260H74ZM163 261V260H162ZM165 261V260H164ZM179 261V260H178ZM54 262V264H55V262L57 263V260H55V261H53ZM72 262V261H71ZM93 262H95L94 260H93ZM92 262V263H93ZM176 262V261H175ZM60 263H61V260H60ZM84 263V262H83ZM89 263V262H88ZM96 263V262H95ZM165 263V262H164ZM168 263V262H167ZM190 263V262H189ZM21 264H24V263H21ZM58 264H59V262H58ZM90 264V263H89ZM96 264H98V263H96ZM103 264V263H102ZM173 264H174V262H173ZM179 264V263H178ZM187 264V263H186ZM194 264V263H193Z\"/></svg>", "mask_w": 264, "mask_h": 264}]
</instances>
